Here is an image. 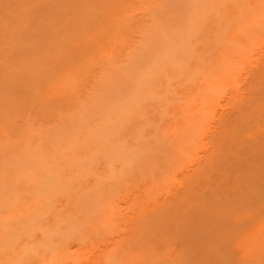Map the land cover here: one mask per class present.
Masks as SVG:
<instances>
[{
	"label": "rangeland",
	"instance_id": "rangeland-1",
	"mask_svg": "<svg viewBox=\"0 0 264 264\" xmlns=\"http://www.w3.org/2000/svg\"><path fill=\"white\" fill-rule=\"evenodd\" d=\"M45 1H47V0H43V1L25 0V2H26L25 3V2H23V0H21V1L19 0V2L23 3V6H22V3L19 5L18 4L14 5V6L18 5L16 8L19 7V10L18 9H17V11L14 9L12 10L13 13L15 14L14 15L15 18L13 16L12 11L9 12L11 19H8L10 16L6 15V14H8V10H6L7 13L4 12L5 10L2 9L4 7L1 6L2 3L0 5V8H1L0 9L1 10L0 11V47H1L0 48V73L3 72V74H0V78H1L0 79V84H1L0 86L3 87V90H4V91H1L2 88L0 87V92L4 93V96L3 95L1 96L2 100L0 98V108L2 107L4 110L3 111L2 108L0 109V115L2 116V120H0V125H1L0 126V143L3 142V144L5 143L4 145H6L4 150H3L2 147L4 145L0 144V158L3 157V159H5V161H4L1 158L0 169L1 168L2 169H4V168L8 169V171L10 173L6 172V171H4V172H6V175L8 173L10 174V175L8 174L9 179L10 178L12 179L11 173H12V175H16V177H18V176L20 177V175L21 176L23 175L22 176L23 179L20 180V181H23V185H22V183H21L22 186H19L17 184L18 187H16V189L20 188V189H22V191H26V190H28L27 188L26 189L24 188L26 185H28V188H30V187L32 188V186H31L32 184L29 183L30 180H28L29 179L28 177L31 176V174H32V177H36V178H32V179H38V177H39L41 180L48 183V184H46L43 182V184H44L43 192L46 190L45 186L47 188V186H49V184H51V185L52 184L56 185L57 183L62 184V185L66 184L65 181H67L73 173L72 174L68 173L70 176L67 180H66L67 177L65 179L62 178V179H64V182H65V183H62V180H61L62 175L61 174H63L64 171L62 172L63 166H62V168H60V166L62 164L64 165V163L65 164L68 163V166H69V163L70 164L73 163L71 166L82 165L79 169L81 172L77 170L79 168V166H78V168L76 167L77 168L76 170L78 172H80V174L81 173L83 174L84 166H86L85 171L89 167V172L91 171L90 174H92L94 171L93 174L96 175L97 174L96 170L98 169V167H101L103 165V161H101L102 160L101 159L99 162H101L102 165L98 164L99 166L95 169V167H96L95 164L98 163L97 161H95L96 160L95 158L99 157V156H97V154L103 156L108 152L107 153L108 157L103 158V160L105 159L104 162H106V164L108 165L107 161L111 162V160H112V163H113V161H115V160L117 162L121 160V159L119 160V157H121L120 155H118V158L116 159L117 150H121V148L122 149L125 148L127 150L128 148L130 149L131 147L134 146V149H136V147H137L138 151L136 149L135 150L137 152L136 153L133 150V148H131L132 150L130 149V151H133V152H130V153L131 154L135 153V155H134V157H133V155H131V154L130 155L132 156L133 160H134V158L135 159L137 158L138 160H136V161L134 160L135 163L133 160L131 163V160H130L129 163L132 165H130L128 163L127 164L129 167L132 166L133 169H135V170H132V168H130V170H132L130 173V170L128 169L129 167L127 166V164H125V166L128 167L127 168L128 173H126L127 175L125 174L127 169L123 170V167L125 168V166L120 168V169H122V171L121 170L120 171L116 170V171H119L122 173L124 172L123 174H125L126 177L121 178L120 175L117 176L116 171L113 175V176H116V180L115 179L114 180L117 181L120 185L123 183V185H121V186L118 185L119 187H116V188H118V189H116V193L119 191L118 195H116V197L118 196V198H116L117 200L114 201V203L117 204V206L115 205L117 207L115 211H117V212H114L115 214L113 212H112V214L111 213L109 214L112 217L110 223L111 224L113 223L114 225L106 223V224L110 225V229L108 231V228H107V231L109 233L110 232L113 233L112 236L114 238V241H116V242H114L112 237H109L110 240L108 239L109 240L108 242L114 243V247H113V245L109 246V248L112 251L114 248H116V246H117V248H121V246L123 245L125 248H123V246H122V249H120V250L117 249V252L120 253L122 250V253H123V249H125V251L130 250L128 257H129V255H131L134 258L138 254L139 258H141L142 260L139 259L138 257H136L135 260L138 258L140 261L136 260L135 264L136 263L138 264L141 262L143 264V262H144L143 260H145L144 264H151V260H150L151 257H153L151 259L159 260L158 262L160 264L161 263L164 264L165 260H167V254L170 250H171L170 254L172 252L174 253V254L172 253L173 255L168 254V258H169L168 260L170 263H172L174 260H177V256H179L178 257L179 260H181V261L183 260V262H185V263L187 261L186 264H191L192 261L195 260L196 257L201 256V253H202V256H205L206 253H208L210 255L212 253L213 257L210 255H209L210 258L208 257L209 258L208 264L209 263L210 264H213V263L214 264H238L239 262H240L239 264H245V263L248 264V262H249V264H251V263L252 264H256V263L260 264L259 262H261V264H263L264 263V256L262 255L258 258L256 257V256H258L257 252L260 251L259 249H261V246H259V244H256L257 245L256 246L255 242L258 240L259 242L261 241L262 244L264 243V230H263L264 229V226H263L264 225V213H263L264 212V207H263L264 206V183H262V181L264 182V177H263L264 175L262 176L263 171H264V160H263L264 159V138H263L264 137V129H263V127H264V125H263L264 124V0H243L244 2L242 0H227V1L226 0H222V1L221 0H197V1L196 0H178V1L177 0H170V1L169 0H120V1H118V0H114V1H112V0H107V1L106 0H75V1L74 0H72V1L71 0H64V1L63 0H51L53 2H51L50 0H48L47 2H45ZM68 1H69V3H68ZM206 1L208 3L210 2V4L206 3ZM236 1L238 2V4ZM245 1H246V3H245ZM7 2L9 3V0ZM14 2L19 3L17 0L16 1L13 0V3ZM40 2H43V3L45 2V4L40 3ZM66 2H67V5L65 4ZM13 3L11 2V4H13ZM80 3H82V6H80L81 5ZM89 3H90V5H89ZM109 3L111 6L109 5ZM198 3H200V4H198ZM225 3H227V4H225ZM11 4H9L8 6L10 7ZM73 4H74V6H73ZM93 4L96 7L92 8ZM206 4H207V6H206ZM204 5L206 7H204ZM21 6L24 7V9L23 8L21 9ZM84 6L88 7L89 9L85 8ZM119 6H120V8H119ZM104 7H106L107 9L109 8V10L105 9ZM11 8H14L13 5L10 7L9 10H11ZM15 11L17 13L20 11V13L17 14ZM22 13L25 15H23ZM94 13H95V15H94ZM124 13L126 16L124 15ZM28 14H30V15H28ZM85 14H86V16H85ZM22 16H23V18H22ZM28 16H30V17H28ZM95 16H96V18H94ZM227 16H228V18H226ZM91 17L93 19H95L94 20L95 22L93 21V19ZM100 18H102V19H100ZM186 18H188V19H186ZM223 18H225V19H223ZM27 19H28V21H27ZM187 20H188V23H187ZM12 21H13V23H15V25L12 23ZM91 21H93V23ZM103 21H104V23H103ZM113 21H115V23ZM118 22L122 25V27L120 24H118ZM190 22H192V23H190ZM90 23H92V24H90ZM116 23L118 25H116ZM122 23H124V24H122ZM157 23H159V24H157ZM34 24L36 26H34ZM98 24H101L100 26H102V27L98 26ZM30 25H31V27H29ZM44 25H45V28H44ZM46 25H49V26H46ZM139 25H142L141 29H139L141 27ZM191 25H193V26H191ZM3 26H4V29H3ZM18 26L20 28V31H19ZM110 26H112V27H110ZM6 27L11 32L8 31V29ZM68 27H70V28H68ZM119 27H121L122 29ZM132 28L135 31H132L131 30ZM109 29H110V31H109ZM123 29L124 30L126 29L127 31L125 30L126 32H123ZM190 31H192V32H190ZM11 33H12V35H10L11 39H9L10 37L8 36V34H11ZM18 33H20V34H18ZM143 33H144V35H143ZM178 33L180 35L182 33V35H181L182 37ZM123 35H125L126 37H124ZM6 36H8L9 38L6 39L7 38ZM166 36H168V37H166ZM183 36L185 37L184 38L185 40L187 39L186 37H188V39H187L188 41L187 40L185 41L184 39H182ZM215 36H217V37H215ZM4 37H5V40H4ZM27 37H28V39H27ZM178 37H179V39L181 38L180 41H179ZM23 38H25V39L22 40ZM126 38H127V40H126ZM121 39H123L124 42ZM146 40H148V41H146ZM174 40L175 41L177 40L176 43L174 42ZM119 41H121V42H119ZM153 41H155V42H153ZM26 42H28L27 43L28 46H27ZM184 42H186V43H184ZM192 42H193V44H192ZM54 43L56 45H54ZM168 43L170 45H168ZM173 43H175V44H173ZM177 43H178V45H177ZM182 43L185 45L183 46ZM42 47H44V48H42ZM148 47H151V50ZM165 47H167V48H165ZM153 48L156 50H154ZM173 48L174 49L178 48L180 50L177 49L179 52L175 54L176 49L173 50ZM185 49H186V51L187 50L188 51L184 52ZM47 50H49V51L52 50V51H50L51 52L50 53ZM86 52H87V54H86ZM127 52H129V53H127ZM137 52H138V54H137ZM139 53H140V55H139ZM157 53L159 55H157ZM47 54H48V56H47ZM134 54H136V55H134ZM144 54L146 56H143ZM141 56H143V57H141ZM10 57H12V59ZM121 57H123V58H121ZM139 57H141V58H139ZM178 57H179V60H178ZM124 58H126V59H124ZM145 58H146V60H145ZM155 58H157V59H155ZM138 59H142V60H138ZM180 59H181V62H183V65L186 64V66H184V67L182 66V63H180ZM128 60H130V61H128ZM151 60H153V61H151ZM162 60H163V62H162ZM169 60H171L172 62L174 61L176 67L179 64H181L180 70L182 73L180 72L179 69H175V67H173V63L170 62ZM135 61L137 62V64H140V65H136ZM139 61L140 62L142 61V62L139 63ZM98 62H99V65H98ZM128 62L130 64L128 66L132 70H135V69L137 70V71L135 70L136 74L131 69L127 70L128 66H126V63H128ZM154 62H157V63H154ZM159 62H161V64H163L164 62L172 63L171 65H172L173 70L176 74L173 73L172 70L170 71V69H172L170 67V64L167 65V63H164L165 65H167L169 67V68L168 67L166 68L164 64L161 65V64H159ZM176 62H178L177 65H176ZM62 63L64 65H62ZM131 63H133L135 65H133ZM149 64H151L153 66H150ZM131 65L135 69H133ZM160 65H161V67H160ZM149 66H150V68H149ZM191 66H193V67H191ZM146 67H148V68H146ZM64 68H67V69H64ZM144 68H146V69H144ZM178 68H179V66H178ZM124 69H126V71ZM164 69H167V70L164 71ZM99 70H102V71H99ZM103 70L105 71L106 75L104 74ZM141 70H143V71L145 70L144 73L142 74V76L140 73ZM43 71H45V72H43ZM122 71L124 72V74ZM127 71H128V73L125 74ZM130 71H131V73H130ZM158 71H161V73H158L157 74L158 76H157L155 73H157ZM167 71L169 73V74L167 73L168 78H164V74H166L165 72H167ZM183 71H185V72H183ZM193 71L194 72L196 71V72L194 73ZM233 71H235L236 73L235 72L233 73ZM100 72L103 75H105L107 77V79H110L111 83L108 80H107L108 84H107V82L106 83L103 82L104 81L103 75ZM132 73H134V74H132ZM197 73H198V75H197ZM36 74H37V76H36ZM99 74H101V76ZM111 74H112V76H114V79H113V77L112 78L110 77ZM131 74L134 76H132ZM126 75H128L127 76L128 78L130 77L129 79H131V78L132 79L129 80L126 77ZM231 75H232V77H231ZM105 76H104V78L106 79ZM155 76H157L158 78L155 79ZM175 76H176V78H175ZM182 76H185V77H182ZM192 76H193V78H192ZM72 77H74L75 82L72 79ZM138 77H139V79L140 78H145V79H140V81H137ZM159 77H161V79H159ZM169 77L170 78L174 77L175 78V79L173 78L174 82L172 80H168V81H171V82H168L167 79H169ZM2 79H4V80H2ZM153 79H154V81L157 80L156 81L157 83L155 82V84H154V81H152ZM129 81H131L132 83ZM146 81L148 83H149V81H152L153 83L151 82V84L149 83V85H148V83ZM164 81H166L167 85L165 84ZM178 81H180V82H178ZM1 82H3V83H1ZM160 82L163 84L160 85L159 84ZM70 83H72V84H70ZM144 83H145V85H143ZM193 83H195V84L193 85ZM4 84H5V86H4ZM20 84H21V86H20ZM131 84H133V85L131 86ZM221 84H223V85H221ZM151 85H152V88H151ZM7 86H8V88H7ZM98 86H100V87H98ZM138 86L144 87V89L146 87L147 88L144 90ZM5 87L7 88V90L4 89ZM132 87H133V89H132ZM148 87H150V89H148ZM138 88H139V90L141 89L143 91V93L144 92H147L148 94L151 92H154V93L153 94L151 93L152 96L149 97V95H147L148 97H146L143 95H146L147 93L146 94L144 93L142 95V93H141L142 91L140 92L138 90ZM43 89H44V91H43ZM131 89H132V91H131ZM8 90H10L11 92ZM12 90L15 92L17 90V92L13 94ZM19 90H21V91H19ZM55 90L57 92H55ZM129 90L131 92H129ZM149 90H151V91H149ZM136 91H138V92H136ZM177 91H178V93H177ZM62 93H64V96ZM67 93H69V94H67ZM130 93H132V95H130ZM138 93H140V94H138ZM34 94H35V96H34ZM54 94L55 95L57 94V97ZM96 94H98V95L95 96ZM99 94L100 95L102 94L105 97L103 98V96H99ZM134 94H135V96H134ZM137 94H138V96H137ZM39 95H40V97H39ZM59 95H61L62 97ZM92 95H94L93 98L91 97ZM129 95L134 102L128 98ZM8 96H10V97H8ZM186 96L190 100L187 99ZM194 96H195V98H194ZM5 97L7 98V100H4V102L6 101V105L4 104V102H1V101H3V99H6ZM35 97H37V98H35ZM51 97H52V99H50ZM97 97H99V98L102 97V99L101 98L96 99ZM135 97H137V98L140 97V98L134 99ZM141 97H144V98H141ZM170 97H171V99H170ZM31 98L33 99V101ZM41 98H43V99H41ZM90 98H91V100H89ZM30 99H31V101H30ZM106 99H107V101H106ZM142 99H145V100H142ZM191 99H193L194 102L191 101ZM92 100H94V101H92ZM96 100L100 102L99 105L97 104L98 102L96 103ZM127 100H128V102H127ZM139 100H141V102ZM49 101L51 103H49ZM103 101H104V103L107 102V104H104ZM129 101H131V102H129ZM212 101H215L214 105L212 104L213 103ZM9 102H11V103H9ZM115 102L117 104H115ZM138 102H139V104H138ZM210 102H212L211 106H209ZM48 103H49V106H48ZM83 103H85V105ZM87 103H88V105H87ZM92 103H94V104H92ZM121 103H122V105H121ZM189 103H190V105H188ZM191 103H192V105H194L193 107H192ZM20 104H22L21 107H23V108H20ZM55 104H57V105H55ZM89 104H90L91 108L95 107L98 110H96L94 108L93 110H95V112L91 110L90 111L91 113L89 111H88L89 112L88 113L87 110H90ZM101 104H104V105H101ZM125 104H126V107H125ZM174 104H179V105L176 106ZM7 105H8L9 109L7 108ZM9 105H11V106H9ZM13 105H15L16 108H15V106L13 107ZM53 105H54L53 109H55V110L52 109ZM83 105L84 106L87 105L89 107V109L86 110V107L84 109ZM111 105H113V107L116 106L117 107L116 110L113 111V109H115V108L111 109ZM133 105L134 106L137 105V106L133 107ZM185 105L187 106V108L185 107ZM118 106H119V109H118ZM138 106H139V108H138ZM183 106L185 107V109L183 108ZM56 107H58L59 109ZM121 107H122V109H121ZM178 107H179V109H178ZM81 108L83 109V111ZM17 109H19L18 111H20V113L17 111ZM183 109L185 110V112L183 111ZM58 110H61V112ZM72 110H73V112H72ZM84 110L87 112L86 114H85ZM179 110L181 113H179ZM107 111H108V113H107ZM169 111H170V113H169ZM47 112H48L49 116H48ZM52 112H54V113H52ZM123 112H126L127 114L123 113ZM174 112L175 113L177 112L179 114L177 115V113H176V115H175ZM79 113H80V115H79ZM96 113L98 115H100L99 117L96 116V117H98L96 119L102 120V121H100V124L102 123L101 124L102 127L97 125L98 128H100V129H98L95 126V123L93 126V123L91 122L92 119L94 118L93 116L97 115ZM113 113H115V114H113ZM187 113L190 115L187 116L188 115ZM9 114H11V115H9ZM54 114H57V115H54ZM207 114H209L208 117H207ZM66 115H67V117H66ZM110 115H113L112 118ZM180 115L182 116V118ZM1 116H0V119H1ZM30 116H33V117H30ZM46 116L49 118H46ZM60 116H62V119H60ZM76 116H78V117H76ZM115 116H117V117H115ZM205 116L207 119L204 118ZM125 117L128 118L127 119L128 121L126 120ZM31 118H32V120H31ZM73 118L76 119V122L74 121ZM46 119H47V121H46ZM63 119H64V122L69 121V122H67V126H68V123L72 126V127L70 126V128L68 127L69 130H66L65 127H64V129H62V126H64V124L66 126V122L64 124H62ZM82 119H83V121H82ZM29 120H31V121H29ZM70 120H71V122L72 121L74 122V123L72 122L73 124L77 123L79 126L76 125L77 126L76 127L75 125L71 124ZM204 120H205V122H204ZM85 121L86 122L90 121V123L92 125V126L90 125V128H88V130H87V128L84 129V125L80 126L81 123L84 124ZM94 121H95V119H93V122ZM98 121H96V122H98ZM57 122H60V123H57ZM121 122H123V124ZM126 122H128V123H126ZM172 122H174V123H172ZM178 122L179 123L181 122L182 124L181 123L179 124ZM90 123H88V125ZM33 125L35 126V129H34ZM85 125H87V124H85ZM178 125H180L181 127ZM110 126H111V128H110ZM30 127H32V128H30ZM47 127H50V128L48 129ZM74 127H76L75 128L76 130L74 129ZM78 127L81 129V132H82V133L78 132L79 135L84 133V134L90 135L91 137L93 135L94 136L96 135L99 137V138L97 137L96 146H94L93 142H91V144L93 145V148L90 147V146H92L91 144L89 145V148H92V149H90L92 152L90 151L91 152L90 154L86 152L87 156L89 155L91 157V159L89 157V159H90L89 160L88 157L86 156V153L83 152V150L89 151V148L86 147L87 144H85L86 148H83V150H82L83 146L81 147L79 153L75 152L76 155H78V156H74V154H75L74 153V154H72L73 157H69V159L72 158V160H68V159L66 160V158L68 156L66 158L65 157L61 158V157L57 156L56 155L57 153L62 152L61 144H62V141L65 140L64 139L65 136L68 137V140H69V137H70L69 134L76 132ZM28 128H30L31 131ZM107 128H108V130H107ZM24 129H26V133L28 132L27 135L25 134ZM71 129H73V131ZM179 129H181V131ZM44 130H45V132H44ZM62 130H64L65 132ZM41 131H42V133H41ZM78 131H79V129H78ZM108 131H109V133H108ZM33 132L39 133V135H41V137H39L38 134H35ZM68 132H69V134H68ZM62 133H66V135L62 134ZM76 133H74V134H76ZM180 133L181 134L183 133L184 135L183 134L181 135ZM157 134H161V135H157ZM71 135H73V134H71ZM138 135L140 136L139 138H138ZM30 136H31V138L28 140V138ZM62 136H63V139H62V141H60ZM82 136H84V135H82ZM90 136H86V138L90 137ZM74 137L70 138V139H72L71 144L75 143V140L76 141L78 140L82 143V139H81L82 137L81 136L79 138L76 137L75 140H74ZM7 138L12 142L9 143V140ZM94 138L92 137V139H94ZM109 138L111 139L112 142L110 141ZM159 138H160V140H159ZM201 138H202V141H201ZM5 139H7V140H5ZM51 139H52V141H51ZM88 139H90V138H88ZM98 139H100V141ZM189 139L191 141H194L195 145L193 144V142L189 141ZM25 140H26V142H25ZM66 140H67V138H66ZM101 140H103V143ZM138 140L140 142H138ZM141 140H143V141H141ZM69 141L71 142V140H69ZM104 141L107 143V145H106V143H104ZM117 141H118L119 145L116 143ZM195 141L198 142V144L199 143H201V144L197 146ZM51 142H52V144H51ZM70 142H69V144H70ZM83 142H85V141H83ZM99 142H101L100 144L102 146L101 145L99 146ZM137 142H138V144H136ZM87 143L89 144V142H87ZM113 143H114V145H113ZM141 143H143V144H141ZM189 143H192V144L189 145ZM71 144H70V146H71ZM59 145L61 146L60 149H59ZM66 145L67 144H65V146ZM81 145H84V143H82ZM149 145L152 148L149 147ZM154 145H155V149H154ZM187 145H189L190 148L195 147V149H193V148H192V150L188 149L189 147H187ZM256 145L259 148L256 147ZM42 146L44 147L45 151L43 149H41ZM63 146H64V141H63ZM34 147H36V148H34ZM56 147H58V148H56ZM75 147L77 150V146H75ZM75 147H73V148H75ZM199 147H201V149ZM6 148H8V150H5ZM145 148H147V149H145ZM23 149H24V151H23ZM46 149H48V150H46ZM56 149H58V150H56ZM72 149H70V151ZM78 149H79V147H78ZM184 149H185V152H184ZM257 149H258V153L256 151ZM126 150H125V152L128 151V150L127 151ZM6 151L7 152L10 151L12 153L14 152L15 155L14 154L13 155L17 156V158L12 157V153H7ZM16 151L17 152L19 151L21 154L19 152H18L19 154L18 153L16 154ZM111 151L112 152L114 151V153L109 154V152H111ZM115 151H116V153H115ZM123 151L119 152V154L123 153ZM190 151H192V152H190ZM260 151L262 153H260ZM26 152L29 153V155ZM35 153H36V155H35ZM54 153L56 155L55 159H57L56 161L58 164L57 169L58 168L59 169L58 170L56 169V171H55V166L52 169H54V171H55L54 173H56L54 176H56L58 174L56 176L57 177L56 179H59V182H57V180L54 179L55 177L52 176L53 174L50 175L51 173H53L52 171H50V174H47V173L44 174L42 172H41L42 173L41 174L40 171L33 172V169L39 170L38 168H40L41 171H43L42 169L44 168V166L38 167L40 161L42 163L40 165H43V161H44L43 158L45 159L49 155V158L51 159L53 157ZM71 153H72V151H71ZM255 153L258 154L257 156H260V157H257V156L253 157V155H256ZM68 155H69V152H68ZM189 155H190V158H189ZM110 156H111V158H113L112 156H116V157H114L115 160L111 159ZM141 156H143V158ZM32 157L33 158L35 157L36 159L39 158L40 161H39V159L36 160L34 158L36 160L35 161ZM75 157L77 159L73 160ZM93 157H95V158H93ZM100 158H98V159H100ZM108 158H110L111 160ZM187 158H188V160H187ZM93 159H95V160H93ZM6 160H8L10 165H8L9 163L6 162ZM32 160H34V161H32ZM10 161H12V162H10ZM24 161H26L24 163V165L29 163L26 166H28V170L31 171L32 173L25 171L24 167H23L24 168L23 171H21L22 167H20L18 169L17 165L20 166V163L22 164ZM74 161H78V162L75 163ZM259 161H260V163H259ZM34 162H37V163H34ZM88 162H90V163H88ZM182 162H184L185 164L184 163L182 164ZM257 162H258V164H256ZM12 163L15 164V166L17 168L14 169ZM77 163H79V164H77ZM86 163L88 164V166ZM118 163L120 164V162H118ZM123 164H124V162H123ZM123 164H121V165H123ZM4 165H5V167H4ZM30 165L31 166L35 165L36 167L35 166H34L35 168L29 167ZM93 165L95 167H92ZM133 165H135V166H133ZM21 166H23V165H21ZM47 166H49V164ZM64 166L66 168L67 165H64ZM41 167H43V168H41ZM82 167H83V170L81 169ZM104 167L105 168L108 167V169H110L109 165L106 166L104 164ZM65 168H64V170H66ZM105 168H104V170H106ZM16 169H18V171L21 169L20 171L23 174H20L18 171H16ZM108 169H107V171H109ZM104 170H103L102 174L107 175V172L105 174ZM112 170H113V168H112ZM1 171L2 170H0V172ZM14 171H15V173H14ZM85 171H84V173H85ZM260 171H261V174L259 175ZM73 172H74V170H73ZM78 172H76V173L78 174ZM119 172H118V174H120ZM122 173H121V175L123 176ZM156 173L158 174V176L156 175ZM77 174H74V177ZM80 174H78L77 179H76V180H78V183H79L78 177H80ZM90 174L88 175L85 173V176L88 175L87 177H90V180H91V178H92L91 176L93 174L92 175H90ZM99 174H97L98 176L97 175L96 176L99 177ZM159 174H161V175H159ZM162 174L164 175V177L162 176ZM166 174H167V176L165 177ZM1 175H0V177H1ZM94 175H93V177L95 178L96 176H94ZM195 175H196V177H195ZM85 176L83 175L81 177L85 178ZM43 177H45V179H43ZM81 177H80V179H81ZM104 177L105 176H103V178ZM161 177H162V179H161ZM18 178H16V181L19 180ZM75 178L74 179L70 178L69 179L70 182H74ZM171 178L173 181L171 180ZM4 179H5V177H4ZM9 179H6L7 182ZM20 179H21V177H20ZM40 179H38V180H40ZM123 179H125L124 180L125 182H123ZM135 179L137 181H135ZM175 179H178V180L175 181ZM0 180H2V179H0ZM69 180L67 181L66 185H69L68 189H71V190L66 189L67 186L66 187H64V186L60 187V185L57 184V188L59 190L57 188H55L56 187L55 186L54 188L56 190L54 191V188H53L54 185H52L53 192L54 193L66 192L67 195H65V196L69 195V197L72 196L75 198L78 197V195L79 196L83 195L81 188H80L81 186L80 185L79 186L76 185L77 187L73 186L76 181L74 182V184H72L69 182ZM100 180L99 179L93 180L92 183H91V181L87 180L90 183L86 182L87 186H85L86 184L85 185L83 184L84 185V186L82 185L83 189H84V187H86V189H90V187L95 188L96 184ZM108 180H109V178H108ZM248 180H250V181H248ZM3 181H2V183L4 184L6 181L5 182H3ZM13 181H15V179L11 180L12 183H13ZM16 181H15V183H16ZM20 181H18V182L20 183ZM82 181H83V179H82ZM165 181L168 183H166ZM169 181L173 182L174 185H172V183H170ZM258 182H260L259 184H262V185H260V187H259ZM0 183H1V181H0ZM102 183H104V182L102 181ZM6 184L4 185V187L6 186ZM115 184H116V182H115ZM124 184H126L127 186ZM131 185H133V186H131ZM8 186H10V185H8ZM172 186L174 189H172ZM72 187H73V189H72ZM121 187H123V188H121ZM167 187H169V188L171 187V188L169 189ZM48 188H51V187H48ZM62 188H64V189H62ZM163 188H165V189H163ZM3 189L4 188H2V190ZM16 189H15V186L13 188L9 187V190L12 193V194L10 193L12 198H15V197L17 198V197H19V195L22 196V194H23V193H20L22 191L19 190L17 192ZM120 189H121V191H120ZM52 190H50V191H52ZM10 191H8V192H10ZM122 191H123V193H122ZM0 192H1V189H0ZM8 192L5 190L3 191L4 195L8 194V195H6V197L4 196L5 199L10 198L9 197L10 195ZM34 192L35 191H32L30 193V189H29L28 192H24V194L28 193L27 195H29V194L33 195L32 193H34ZM48 192L46 190L44 193L47 194ZM69 192L72 194H69ZM91 192H93V191L91 190ZM91 192H89V193H91ZM0 194L3 195L2 193H0ZM16 194H17V196H16ZM1 195H0V197H1ZM90 195L89 196L85 195L86 200L88 199L87 201L86 200L84 201L85 203L83 202V199L81 198L82 196L79 197V199L77 198L78 199L77 202L79 201V203H80V204H77L78 209L75 208L76 205L74 206V209H73V206H70V207H72V209H70V210L67 208L68 206H65L66 208L60 207V209L57 212L54 205L56 206L57 203H65V201L68 203L67 199H69V197L66 198L65 196L64 197L66 198V200H63L64 197H62V198L56 197V199L54 197L55 201H57V202H55V201L52 202V203H54L52 205L55 208L57 214L58 213L60 214L61 210L63 209V214L68 216V217H66V216L65 217L70 221L74 220V218L73 219H72V217L70 218V216H74V215H72V212L75 213V215H77L80 211V214H78V222L80 221L79 223L81 225L82 224L83 225H86V224L91 225L90 223H92L93 225H91L90 228L85 226L88 229H91V228H93L94 225H97L96 224L97 221H95L96 219H102V217L100 218V216L97 213H99V214L103 213L104 217H105L106 213H104V212L105 211L107 212L108 209L103 212L102 209H106V208H105V206H103L104 204L102 203V200L100 202H101L103 208H101L102 206L101 207L99 206V208L96 207V203H94V196H90ZM132 195H134L135 198ZM85 196L83 195V198ZM120 196L122 198L124 197V199L120 198ZM90 197H92L93 199L90 200L91 199ZM22 198L23 197H19L18 199L21 200ZM241 198H242V200H241ZM5 199L2 198V200H4V201H5ZM0 201H1V198H0ZM58 201H60V202H58ZM70 201L68 204L73 203V205H74V203H76V202H74V201H76V199H74L73 202H70ZM117 201H119V202H117ZM239 201H240V203L243 202V204H239ZM91 202H92V204H91ZM67 203H66V205H68ZM118 203H120V205ZM139 203H140V205H138ZM236 203H237L236 206H238L237 208L235 206ZM260 203H262V204H260ZM123 204L125 207L123 206ZM136 204L138 205V207H136L137 206ZM251 204L253 206H251ZM57 205L59 206V204H57ZM89 205H91L90 206L91 208H95V209H91L90 207H88ZM98 205H100L99 202H98ZM132 205L134 207H132ZM232 205H234V207H235L234 210H232L234 208ZM80 206L82 208H80ZM119 206H121V207H119ZM248 206H250L251 208ZM83 208L85 211L83 210ZM86 208H88V209L86 210ZM229 208H231V209H229ZM98 209L99 210L101 209L102 211L100 210L101 211L100 212V211H98ZM132 209H133V211H132ZM255 209L259 214L258 213L257 214L253 213V214H256L258 216H256V215L247 216L249 213L254 212V211L251 212V210H255ZM259 209L262 210V213H260ZM71 210H73V211L71 212ZM93 210L97 211V213L96 212L94 213ZM231 210L237 211V212L242 211V213L243 212L247 213L250 211L248 214H245L246 218H247L246 220H244L245 224L242 223L243 217H241L242 215L245 216L244 213L243 214H241L240 212L237 213L238 216L241 217L240 221H239L238 217L236 216L237 214L235 216H232V214L234 215V212L231 213L232 212ZM77 211H78V213H77ZM135 212L137 213V215L135 214ZM150 212H153V213H150ZM92 213H94L95 215ZM239 213H240V215H239ZM63 214H62V216H64ZM87 214H89V215H87ZM139 214L141 217L139 216ZM91 216H93L92 217L93 221H91L92 220ZM110 216H109V218H110ZM231 216L234 217V219H235V217H237L235 220L236 221L238 220L239 224H238V226L236 225L237 226L236 227L235 226L236 221L233 222L234 226L232 224H230L231 222L230 223L228 222L230 225L235 227V229H232V231L230 230L231 232L234 231V233H230V235H228V234L226 235L223 233V232H225V231H223L225 229L223 227L228 226L227 221H230L231 218L229 219V217H231ZM255 216L257 217L255 220H253V221H255V224L253 222V224L249 225L250 223H252V219ZM82 217H85V218H83V220H86L83 223L81 222ZM250 217H252V219ZM220 219H221V221H219ZM257 219H259L261 221H259ZM256 220H257V222H256ZM76 221H77V219H76ZM94 221H95V224H94ZM98 221H100V220H98ZM238 221H237V223H238ZM73 222H71V223H73ZM187 223H188V225H187ZM247 223H248V225H247ZM80 224L76 223V225H75L76 228H79V231H78V229H77V231L80 234L77 233V234L73 235V237L76 239H74L72 237L69 240V244H68V242H66L67 244L64 246L63 254H65V255H63V258H62L63 263L64 264H82V263L86 264V263H84V261L86 260L85 262L89 261L88 262L89 264H91V261H93V264H94V262L95 263L97 262L96 264H99V263L100 264H103V263L108 264L109 260L108 261L106 260V258H107L106 254H107V252L111 253V250L106 251V249L108 248L107 243H106L107 239L105 238L106 235L104 236L103 233L101 234L104 236L105 242L101 243V245H99L100 240H98V242H97L98 244L95 241L96 236L99 235L98 232H100L99 228L96 230L94 228H96L97 226L93 228L94 231H97V235L95 233V236L93 235L94 233L91 234L92 229L89 230V234H91V235H93V237H95L94 243H96V244H94V245H96V246L99 245V247L98 248L96 247V249H94L95 250L94 251L93 248H95V246L93 247V239H91L92 237L91 238L89 237L90 238V239H88L89 243L88 244L86 243L87 247H86V245H83L86 242L84 240H86L88 237L83 238L84 234L80 231H82V228H85V227H81ZM115 224H116V228L114 227ZM133 224H134V226H133ZM225 224H226V226H224ZM103 225H105V224L102 223V225H100V226L102 227ZM109 225H107V226H109ZM214 225H216V226H214ZM252 225H254L255 227L253 226V228H252ZM256 225H257V227H256ZM100 226H98V227H100ZM192 226H194L195 228L193 227V229H191ZM232 226H230V227H232ZM242 226L246 227L245 232L241 231L242 229H240V228ZM261 226L263 227V229L262 228L260 229ZM111 227H112V229H111ZM219 227H220V229H219ZM247 227H249V230L247 229ZM76 228H74V229L76 230ZM142 229L145 231H142L143 233L142 232L140 233V231ZM147 229H148V231H147ZM85 230H86V228H85ZM180 230H181V232H180ZM225 230H227V229H225ZM94 231H92V232H94ZM137 231H139V232L136 233V234H138L136 236V234H134V233ZM227 232H228V230H227ZM111 233L109 234V236L111 235ZM172 233H173V235H172ZM174 233H175V236H174ZM222 233L224 235L228 236V238H225V236L222 235ZM243 233L245 234L246 237L242 236ZM131 234L132 235L134 234V235L130 236ZM140 234H142V235H140ZM146 234H151V235H146ZM231 234L234 235L233 238L231 237L232 236ZM247 234H249V235H247ZM255 234H256V237H255ZM193 235H194V237H193ZM253 235H254V237H253ZM86 236H87V234H86ZM107 236H108V233H107ZM235 236H236L237 240L239 238L241 241H239V240L237 241L235 239ZM248 236H250V238L253 240L251 241ZM77 237H78V239H77ZM81 237L84 240H82ZM220 237H222V238H220ZM223 237L227 240L233 239L234 241H237L234 243L231 242L233 245H235V243H236V247L238 246L237 251H236V249L233 250L234 246L232 244H231V247L233 246L232 249H229V250L235 251V253H233L232 251H229V250L227 252L228 247L230 248L229 244H230L231 240H228V241L224 240ZM97 238H99V237H97ZM242 238H247L248 242H249V240L251 242L248 243L245 239L243 241ZM73 239H74V242H75V240H77V243L82 242L80 244L78 243L80 246L76 245L77 243L75 244L73 242ZM143 239H145L146 241ZM221 239L223 241H221ZM78 240H80V241H78ZM90 240H92V243L90 242ZM258 241L256 243H259ZM101 242H103V241H101ZM127 242H129V243H127ZM238 242L242 245V247L240 246V244ZM246 242H247V244H246ZM73 243L75 245H73ZM215 243H218V244L215 245ZM224 243H227V244H224ZM250 243H252V245ZM105 244L107 247L105 246ZM115 244H116V246H115ZM244 244H246V246L251 245L252 248L255 247V250L251 249V251L252 250L256 251L255 252L256 256L253 254L254 256L252 255V257H250L251 254H248V252L251 253V251L249 250L251 246L246 247ZM262 244H260V245H262ZM82 245H83L84 249H86L84 251L85 252L88 251L89 255H87V252L85 255V253L83 251V247H81ZM108 245H110V243H108ZM171 245H172V247H171ZM217 245H219V246H217ZM243 245H244V247H243ZM68 247H70L69 248L70 250H68ZM104 247H106V248H104ZM159 247H160V249H159ZM178 247L180 250L178 249ZM257 247H258L259 251L256 250ZM157 248H158V250H157ZM171 248L174 250H172ZM242 248H243V250H242ZM71 249H73V250H71ZM139 249H141V250H139ZM166 249H168L169 251ZM205 249H208V250H205ZM218 249H219V251H218ZM239 249H241V250H239ZM81 250L83 251V253H81V254L82 255L84 254L83 255L84 257L87 256V257H90V258L92 257V258L88 259L86 257V259L84 258V260H82L83 258L82 259L80 258L81 254L78 256V254H79L78 252H80ZM96 250H98V252ZM104 250H105V254H104L105 256L102 254L104 252ZM211 250H213V251L215 250V251L213 252ZM245 250L247 253L244 254ZM89 251H91L92 253L91 252L89 253ZM140 251H141V253H140ZM142 251H144L145 254H142ZM198 251H200V252H198ZM208 251H210V252H208ZM254 251H252V252H254ZM67 252H69L70 254H68ZM74 252H77V255H74ZM204 252H206V253L203 254ZM230 252H232V253H230ZM97 253H98V255H97ZM109 253H108V256L110 255ZM116 253H113V254H116ZM122 253L119 254L120 257H123ZM226 253L229 254V256ZM132 254L133 255L136 254V255L133 256ZM233 254L235 257L233 256ZM246 254H248L247 255L248 257L244 256ZM70 255H73L74 257L76 256L75 260L78 259V261L74 260L73 261L74 263H72V261H71L72 258L70 257ZM116 255H112V256H115V257H113L114 259L112 258V256H110L111 262L114 261L115 258H117L116 260H119L118 254H116ZM66 256L68 258L69 257L70 258L68 259ZM77 256H78V258H77ZM148 257H150V258H148ZM254 257H256V258L254 259ZM79 258L81 260H79ZM102 258H104V259H102ZM131 258H128V261ZM134 258H133V261H134ZM205 258L202 257V259L206 260ZM238 258H240V259H238ZM66 259H68V260H66ZM98 259H99V261H98ZM100 259L103 263L100 261ZM148 259H149L150 263H146V261L149 262ZM185 259H186V261H184ZM69 260L71 261L70 263L68 262ZM103 260H105L106 262H104ZM121 260H122V258H121ZM121 260L118 264H121L124 262V259L122 261ZM161 260H164V263L161 262ZM207 260L203 261V262L206 263ZM131 261H132V259H131ZM137 261H139V262H137ZM251 261H253V262H251ZM77 262H79V263H77ZM117 262L118 261H116L115 263L117 264ZM152 262H154V260ZM194 262H196V261H194ZM115 263H112V264H115ZM124 263L127 264V258H126V262H124ZM128 263L131 264L132 262H128ZM205 263H203V264H205ZM198 264H199V262H198Z\"/></svg>",
	"mask_w": 264,
	"mask_h": 264
},
{
	"label": "bare ground",
	"instance_id": "bare-ground-1",
	"mask_svg": "<svg viewBox=\"0 0 264 264\" xmlns=\"http://www.w3.org/2000/svg\"><path fill=\"white\" fill-rule=\"evenodd\" d=\"M4 1H5V2H4ZM7 1H8V0H0V5H1V3H2L1 6L4 7V8H2V9L5 10L4 12H6V10H8V14H6V15L10 16V15H9V14H10L9 12H11L13 9L16 10V11H17V9L19 10V7H18V8H16V7H17L19 4H21L22 2H19V0H17L19 3H17V2H16V3H15V2L13 3V0H12V1L9 0V3H8ZM14 1H16V0H14ZM20 1H21V0H20ZM29 1H30V0H29ZM36 1H37V0H36ZM38 1H39V0H38ZM40 1H43V0H40ZM47 1H48V0H47ZM47 1H45V2H47ZM50 1H51V0H50ZM63 1H64V0H63ZM71 1H72V0H71ZM71 1H70V2H71ZM74 1H75V0H74ZM106 1H107V0H106ZM112 1H114V0H112ZM118 1H120V0H118ZM169 1H170V0H169ZM177 1H178V0H177ZM196 1H197V0H196ZM221 1H222V0H221ZM226 1H227V0H226ZM242 1H243V0H242ZM11 2H12L13 4H11ZM23 2H25V0H23ZM45 2H44V3H43V2H40V3L45 4ZM51 2H53V1H51ZM80 2H81V1H80ZM89 2H90V1H89ZM103 2H104V1H103ZM201 2H202V1H201ZM236 2H237V1H236ZM236 2H235V3H236ZM243 2H244V1H243ZM7 3H8V4H7ZM25 3H26V2H25ZM25 3H24V4H25ZM68 3H69V1H68ZM83 3H84V2H83ZM106 3H107V2H106ZM112 3H113V2H112ZM167 3H168V2H167ZM171 3H172V2H171ZM206 3H208V2L206 1ZM239 3H240V2H239ZM245 3H246V1H245ZM248 3H249V2H248ZM9 4H11V6L13 5L14 8H11V10H9L10 7H11V6H10V7L8 6ZM15 4H18V5L14 6ZM37 4H38V3H37ZM60 4H61V3H60ZM65 4L67 5V2H66ZM80 4H81L80 6H82V3H80ZM113 4H114V3H113ZM113 4H112V5H113ZM175 4H176V3H175ZM198 4H200V3H198ZM208 4H210V2H209ZM225 4H227V3H225ZM237 4H238V2H237ZM5 5H6V6H5ZM39 5H40V4H39ZM78 5H79V4H78ZM85 5H86V4H85ZM89 5H90V3H89ZM89 5H88V6H89ZM102 5H103V4H102ZM106 5H107V4H106ZM109 5H110V3H109ZM118 5H119V4H118ZM193 5H194V4H193ZM22 6H23V3H22ZM22 6H21V9H22V8L24 9V7H22ZM25 6H26V5H25ZM61 6H62V5H61ZM71 6H72V5H71ZM73 6H74V4H73ZM86 6H87V5H86ZM110 6H111V5H110ZM110 6H109V7H110ZM113 6H114V5H113ZM196 6H197V5H196ZM196 6H195V7H196ZM206 6H207V4H206ZM206 6L204 5V7H206ZM237 6H238V5H237ZM237 6H236V7H237ZM27 7H28V6H27ZM33 7H34V6H33ZM84 7H85V6H84ZM93 7H96V6L93 4V5H92V8H93ZM98 7H99V6H98ZM170 7H171V6H170ZM195 7H194V8H195ZM236 7H235V8H236ZM64 8H65V7H64ZM85 8L89 9L88 7H85ZM104 8L107 9L106 7H104ZM119 8H120V6H119ZM127 8H128V7H127ZM197 8H198V7H197ZM0 9H1V8H0ZM21 9H20V10H21ZM110 9H111V8H110ZM121 9H122V8H121ZM175 9H176V8H175ZM237 9H238V8H237ZM25 10H26V9H25ZM85 10H86V9H85ZM107 10H109V8H108ZM107 10H106V11H107ZM111 10H112V9H111ZM118 10H119V9H118ZM126 10H127V9H126ZM164 10H165V9H164ZM192 10H193V9H192ZM205 10H206V9H205ZM211 10H212V9H211ZM0 11H1V10H0ZM16 11H15V12H16ZM23 11H24V10H23ZM27 11H28V10H27ZM88 11H89V10H88ZM176 11H177V10H176ZM180 11H181V10H180ZM44 12H45V11H44ZM86 12H87V11H86ZM195 12H196V11H195ZM210 12H211V11H210ZM6 13H7V12H6ZM12 13H13V11H12ZM16 13H17V12H16ZM18 13H20V11H19ZM18 13H17V14H18ZM45 13H46V12H45ZM51 13H52V12H51ZM67 13H68V12H67ZM91 13H92V12H91ZM108 13H109V12H108ZM108 13H107V14H108ZM177 13H178V12H177ZM22 14H23V13H22ZM208 14H209V13H208ZM231 14H232V13H231ZM14 15H15V14L13 13V16H14ZM23 15H25V14H23ZM26 15H27V14H26ZM28 15H30V14H28ZM94 15H95V13H94ZM124 15H125V13H124ZM180 15H181V14H180ZM213 15H214V14H213ZM68 16H69V15H68ZM85 16H86V14H85ZM98 16H99V15H98ZM125 16H126V15H125ZM154 16H155V15H154ZM188 16H189V15H188ZM209 16H210V15H209ZM28 17H30V16H28ZM14 18H15V16H14ZM22 18H23V16H22ZM91 18H92V17H91ZM94 18H96V16H95ZM226 18H228V16H227ZM8 19H11V16H10ZM20 19H21V18H20ZM28 19H29V18H28ZM28 19H27V21H28ZM37 19H38V18H37ZM37 19H36V20H37ZM65 19H66V18H65ZM89 19H90V18H89ZM92 19H93V18H92ZM97 19H98V18H97ZM100 19H102V18H100ZM154 19H155V18H154ZM157 19H158V18H157ZM159 19H160V18H159ZM186 19H188V18H186ZM189 19H190V18H189ZM223 19H225V18H223ZM94 20H95V19H93V21H94ZM110 20H111V19H110ZM7 21H8V20H7ZM63 21H64V20H63ZM67 21H68V20H67ZM93 21H91V22L93 23ZM214 21H215V20H214ZM14 22H15V21H14ZM94 22H95V21H94ZM99 22H100V21H99ZM113 22L115 23V21H113ZM155 22H156V21H155ZM3 23H4V22H3ZM3 23H2V24H3ZM9 23H10V22H9ZM12 23H13V21H12ZM40 23H41V22H40ZM92 23H90V24H92ZM103 23H104V21H103ZM134 23H135V22H134ZM152 23H153V22H152ZM187 23H188V20H187ZM190 23H192V22H190ZM4 24H5V23H4ZM13 24L15 25V23H13ZM49 24H50V23H49ZM65 24H66V23H65ZM118 24H120V23L118 22ZM118 24L116 23V25H118ZM122 24H124V23H122ZM157 24H159V23H157ZM23 25H24V24H23ZM53 25H54V24H53ZM55 25H56V24H55ZM66 25H67V24H66ZM95 25H96V24H95ZM100 25H101V24H98V26H100ZM111 25H112V24H111ZM120 25H121V24H120ZM132 25H133V24H132ZM134 25H135V24H134ZM145 25H146V24H145ZM145 25H144V26H145ZM187 25H188V24H187ZM1 26H2V25H1ZM19 26H20V25H19ZM19 26H18V28H19ZM34 26H36V25L34 24ZM46 26H49V25H46ZM90 26H91V25H90ZM112 26H113V25H112ZM112 26H110V27H112ZM114 26H115V25H114ZM139 26H141V27L139 28V29H141V28H142V25H139ZM191 26H193V25H191ZM223 26H224V25H223ZM29 27H31V25H30ZM53 27H54V26H53ZM60 27H61V26H60ZM66 27H67V26H66ZM100 27H102V26H100ZM104 27H105V26H104ZM108 27H109V26H108ZM121 27H122V25H121ZM121 27H119V28H121ZM162 27H163V26H162ZM188 27H189V26H188ZM6 28H7V27H6ZM39 28H40V27H39ZM42 28H43V27H42ZM44 28H45V25H44ZM46 28H47V27H46ZM68 28H70V27H68ZM95 28H96V27H95ZM116 28H117V27H116ZM128 28H129V27H128ZM133 28H134V27H133ZM133 28H132L131 30H132V31H135ZM148 28H149V27H148ZM224 28H225V27H224ZM3 29H4V26H3ZM7 29H8V28H7ZM30 29H31V28H30ZM121 29H122V28H121ZM39 30H40V29H39ZM43 30H44V29H43ZM45 30H46V29H45ZM95 30H96V29H95ZM125 30H126V29H125ZM125 30L123 29V32H126V31H127V30H126V31H125ZM190 30H191V29H190ZM8 31H10V30L8 29ZM19 31H20V28H19ZM19 31H18V32H19ZM30 31H31V30H30ZM109 31H110V29H109ZM118 31H119V30H118ZM193 31H194V30H193ZM6 32H7V31H6ZM10 32H11V31H10ZM39 32H40V31H39ZM49 32H50V31H49ZM119 32H120V31H119ZM184 32H185V31H184ZM190 32H192V31H190ZM1 33H2V32H1ZM12 33H13V32H12ZM12 33H11V34H8V36L10 37V35H12ZM23 33H24V32H23ZM69 33H70V32H69ZM127 33H128V32H127ZM6 34H7V33H6ZM18 34H20V33H18ZM37 34H38V33H37ZM145 34H146V33H145ZM155 34H156V33H155ZM166 34H167V33H166ZM178 34H179V33H178ZM188 34H189V33H188ZM15 35H16V34H15ZM39 35H40V34H39ZM119 35H120V34H119ZM119 35H118V36H119ZM127 35H128V34H127ZM143 35H144V33H143ZM179 35H180V34H179ZM181 35H182V33H181ZM181 35H180V36H181ZM192 35H193V34H192ZM192 35H191V36H192ZM219 35H220V34H219ZM224 35H225V34H224ZM8 36H6V37H7L6 39L9 38ZM18 36H19V35H18ZM24 36H25V35H24ZM42 36H43V35H42ZM49 36H50V35H49ZM110 36H111V35H110ZM112 36H113V35H112ZM120 36H121V35H120ZM120 36H119V37H120ZM123 36L126 37L125 35H123ZM228 36H229V35H228ZM142 37H143V36H142ZM145 37H146V36H145ZM145 37H144V38H145ZM166 37H168V36H166ZM181 37H182V36H181ZM215 37H217V36H215ZM55 38H56V37H55ZM69 38H70V37H69ZM148 38H149V37H148ZM162 38H163V37H162ZM184 38H185V37L183 36L182 39H184ZM186 38L188 39V37H186ZM223 38H224V37H223ZM9 39H11V37H10ZM24 39H25V38H23L22 40H24ZM27 39H28V37H27ZM42 39H43V38H42ZM146 39H147V38H146ZM150 39H151V38H150ZM166 39H167V38H166ZM178 39H179V37H178ZM180 39H181V38H180ZM180 39H179V41H180ZM187 39H186V40H187ZM190 39H191V38H190ZM4 40H5V37H4ZM121 40H123V39H121ZM126 40H127V38H126ZM141 40H142V39H141ZM153 40H154V39H153ZM170 40H171V39H170ZM184 40H185V39H184ZM186 40H185V41H186ZM193 40H194V39H193ZM259 40H260V39H259ZM26 41H27V40H26ZM46 41H47V40H46ZM50 41H51V40H50ZM146 41H148V40H146ZM176 41H177V40H176ZM176 41L174 40L175 43H176ZM181 41H182V40H181ZM187 41H188V40H187ZM6 42H7V41H6ZM28 42H29V41H28ZM28 42H26V44H27ZM43 42H44V41H43ZM119 42H121V41H119ZM123 42H124V40H123ZM153 42H155V41H153ZM157 42H158V41H157ZM13 43H14V42H13ZM31 43H32V42H31ZM113 43H114V42H113ZM117 43H118V42H117ZM144 43H145V42H144ZM171 43H172V42H171ZM175 43H173V44H175ZM184 43H186V42H184ZM26 44H25V45H26ZM35 44H36V43H35ZM111 44H112V43H111ZM136 44H137V43H136ZM154 44H155V43H154ZM182 44H183V43H182ZM192 44H193V42H192ZM40 45H41V44H40ZM46 45H47V44H46ZM54 45H56V44L54 43ZM112 45H113V44H112ZM149 45H150V44H149ZM168 45H170V44L168 43ZM177 45H178V43H177ZM184 45H185V44H183V46H184ZM27 46H28V44H27ZM50 46H51V45H50ZM115 46H116V45H115ZM160 46H161V45H160ZM169 47H170V46H169ZM177 47H178V46H177ZM0 48H1V47H0ZM42 48H44V47H42ZM48 48H49V47H48ZM148 48H150V50H151V47H148ZM155 48H156V47H155ZM165 48H167V47H165ZM170 48H171V47H170ZM2 49H3V48H2ZM49 49H50V48H49ZM86 49H87V48H86ZM86 49H85V50H86ZM153 49H154V48H153ZM175 49H176V48H175ZM175 49L173 48V50H175ZM177 49H178V48H177ZM177 49L175 50V51H176L175 54L179 52L178 50H180V49H178V50H177ZM186 49H187V48H186ZM186 49L184 50V52L186 51ZM25 50H26V49H25ZM154 50H156V49H154ZM169 50H170V49H169ZM47 51H49V50H47ZM50 51H52V50H50ZM50 51H49V52H50ZM146 51H147V50H146ZM187 51H188V50H187ZM187 51H186V52H187ZM2 52H3V51H2ZM130 52H131V51H130ZM135 52H136V51H135ZM143 52H144V51H143ZM41 53H42V52H41ZM50 53H51V52H50ZM127 53H129V52H127ZM149 53H150V52H149ZM38 54H39V53H38ZM84 54H85V53H84ZM86 54H87V52H86ZM137 54H138V52H137ZM3 55H4V54H3ZM80 55H81V54H80ZM127 55H128V54H127ZM134 55H136V54H134ZM139 55H140V53H139ZM152 55H153V54H152ZM154 55H155V54H154ZM157 55H159V54L157 53ZM47 56H48V54H47ZM82 56H83V55H82ZM91 56H92V55H91ZM120 56H121V55H120ZM143 56H146V55L144 54ZM143 56H141V57H143ZM155 56H156V55H155ZM79 57H80V56H79ZM124 57H125V56H124ZM141 57H139V58H141ZM180 57H181V56H180ZM4 58H5V57H4ZM10 58L12 59V57H10ZM13 58H14V57H13ZM41 58H42V57H41ZM92 58H93V57H92ZM121 58H123V57H121ZM136 58H137V57H136ZM147 58H148V57H147ZM15 59H16V58H15ZM44 59H45V58H44ZM124 59H126V58H124ZM155 59H157V58H155ZM167 59H168V58H167ZM167 59H166V60H167ZM169 59H170V58H169ZM181 59H182V58H181ZM181 59H180V63H182V66H183V67L186 66V64L183 65V62H181ZM185 59H186V58H185ZM78 60H79V59H78ZM133 60H134V59H133ZM133 60H132V61H133ZM138 60H142V59H138ZM143 60H144V59H143ZM145 60H146V58H145ZM153 60H154V59H153ZM153 60H151V61H153ZM178 60H179V57H178ZM183 60H184V59H183ZM14 61H15V60H14ZM128 61H130V60H128ZM136 61H137V60H136ZM136 61H135L136 65H140V64H137ZM154 61H155V60H154ZM169 61L172 62L171 60H169ZM190 61H191V60H190ZM125 62H126V61H125ZM141 62H142V61H141ZM141 62L139 61V63H141ZM162 62H163V60H162ZM167 62H168V61H167ZM167 62H164V63H167ZM170 62L167 63V65L170 64V67L172 68V69H170V71L172 70L173 73H175L174 70H173V67H175V69H179V70L181 69V68H180L181 64L178 65V66H179V68H178V66H177V67L175 66V63H174V61H173V62H172V63H173V67H172V65H171L172 63H170ZM154 63H157V62H154ZM164 63H163V64H164ZM192 63H193V62H192ZM13 64H14V63H13ZM73 64H74V63H73ZM131 64H133V63H131ZM151 64H152V63H151ZM151 64H149V65H150V66H153V65H151ZM159 64H161V62H159ZM163 64H161V65H163ZM177 64H178V62H176V65H177ZM11 65H12V64H11ZM62 65H64V64L62 63ZM82 65H83V64H82ZM98 65H99V62H98ZM128 65H130L129 62L126 63V66H128ZM133 65H135V64H133ZM161 65H160V67H161ZM164 65H165V64H164ZM167 65H165L166 68L168 67ZM192 65H193V64H192ZM34 66H35V65H34ZM36 66H37V65H36ZM131 66H132V65H131ZM150 66H149V68H150ZM157 66H158V65H157ZM195 66H196V65H195ZM10 67H11V66H10ZM122 67H123V66H122ZM155 67H156V66H155ZM163 67H164V66H163ZM163 67H162V68H163ZM191 67H193V66H191ZM46 68H47V67H46ZM62 68H63V67H62ZM132 68H133V66H132ZM138 68H139V67H138ZM146 68H148V67H146ZM146 68H144V69H146ZM168 68H169V67H168ZM185 68H186V67H185ZM64 69H67V68H64ZM99 69H100V68H99ZM130 69H131V68L128 66V69H127V70H130ZM133 69H135V68H133ZM155 69H156V68H155ZM183 69H184V68H183ZM47 70H48V69H47ZM83 70H84V69H83ZM108 70H109V69H108ZM124 70L126 71V69H124ZM131 70H132V69H131ZM135 70H136V69H135ZM135 70H132V71H134V73H135ZM166 70H167V69H164V71H166ZM179 70H178V71H179ZM194 70H195V69H194ZM232 70H233V69H232ZM34 71H35V70H34ZM80 71H81V70H80ZM99 71H102V70H99ZM103 71H104V70H103ZM136 71H137V70H136ZM144 71H145V70H144ZM144 71H143V70L140 71L141 76H142V74L144 73ZM155 71H156V70H155ZM43 72H45V71H43ZM122 72H123V71H122ZM152 72H153V71H152ZM162 72H163V71H162ZM180 72H181V70H180ZM183 72H185V71H183ZM193 72H194V71H193ZM195 72H196V71H195ZM195 72H194V73H195ZM198 72H199V71H198ZM234 72H235V71H233V73H234ZM29 73H30V72H29ZM56 73H57V72H56ZM100 73H101V72H100ZM106 73H107V72H106ZM110 73H111V72H110ZM127 73H128V71H127L125 74H127ZM130 73H131V71H130ZM134 73H132V74H134ZM146 73H147V72H146ZM149 73H150V72H149ZM158 73H161V71H158V72L155 73V74L157 75ZM163 73H164V72H163ZM163 73H162V74H163ZM165 73H166V74H164V78H168V77H167V73H168V71L165 72ZM181 73H182V72H181ZM235 73H236V72H235ZM0 74H3V72L0 73ZM84 74H85V73H84ZM101 74H102V73H101ZM101 74H99V75L101 76ZM104 74H105V71H104ZM107 74H108V73H107ZM123 74H124V72H123ZM132 74H131V75H132ZM135 74H136V73H135ZM155 74H154V75H155ZM168 74H169V73H168ZM175 74H176V73H175ZM65 75H66V74H65ZM102 75H103V74H102ZM105 75H106V74H105ZM105 75H103V79H104V81H103V80H102V81L105 82V83L107 82V84H108V81H110V79H107V77H106ZM197 75H198V73H197ZM232 75H233V74H232ZM232 75H231V77H232ZM36 76H37V74H36ZM71 76H72V75H71ZM104 76L106 77V79L104 78ZM127 76H128V75H126V77H127ZM132 76H134V75H132ZM157 76H158V75H157ZM157 76H155V79L158 78ZM165 76H166V77H165ZM168 76H169V75H168ZM177 76H178V75H177ZM193 76H194V75H193ZM193 76H192V78H193ZM17 77H18V76H17ZM78 77H79V76H78ZM110 77H111V78L113 77V79H114V76H112V74H111ZM152 77H153V76H152ZM182 77H185V76H182ZM3 78H4V77H3ZM127 78H128V77H127ZM129 78H130V77H129ZM129 78H128V79H129ZM146 78H147V77H146ZM173 78H174V77H173ZM173 78H172V77H171V78L169 77V79H167V81H168V80H172V81H173ZM175 78H176V76H175ZM175 78H174V79H175ZM0 79H1V78H0ZM4 79H5V78H4ZM4 79H2V80H4ZM15 79H16V78H15ZM41 79H42V78H41ZM49 79H50V78H49ZM66 79H67V78H66ZM72 79L74 80V77H72ZM131 79H132V78H131ZM131 79H129V80H131ZM140 79H145V78H140ZM140 79H139V77H138V80H137V81H140ZM159 79H161V77H159ZM181 79H182V78H181ZM189 79H190V78H189ZM17 80H18V79H17ZM67 80H68V79H67ZM107 80H108V81H107ZM135 80H136V79H135ZM146 80H147V79H146ZM182 80H183V79H182ZM71 81H72V80H71ZM152 81H154V79H153ZM152 81H149V83L151 84ZM156 81H157V80H156ZM156 81H154V84H155ZM176 81H177V80H176ZM74 82H75V80H74ZM79 82H80V81H79ZM129 82H131V81H129ZM146 82H147V81H146ZM164 82H165V84L167 85L166 81H164ZM168 82H171V81H168ZM173 82H174V81H173ZM178 82H180V81H178ZM185 82H186V81H185ZM190 82H191V81H190ZM192 82H193V81H192ZM196 82H197V81H196ZM1 83H3V82H1ZM58 83H59V82H58ZM83 83H84V82H83ZM110 83H111V81H110ZM131 83H132V82H131ZM147 83H148V82H147ZM149 83H148V85H149ZM152 83H153V82H152ZM156 83H157V82H156ZM186 83H187V82H186ZM59 84H60V83H59ZM70 84H72V83H70ZM73 84H74V83H73ZM107 84H106V85H107ZM137 84H138V83H137ZM139 84H140V83H139ZM159 84L161 85V84H163V83L160 82ZM165 84H164V85H165ZM171 84H172V83H171ZM173 84H174V83H173ZM194 84H195V83H193V85H194ZM223 84H224V83H223ZM223 84H221V85H223ZM0 85H1V84H0ZM109 85H110V84H109ZM109 85H108V86H109ZM129 85H130V84H129ZM132 85H133V84H131V86H132ZM143 85H145V83H144ZM196 85H197V84H196ZM4 86H5V84H4ZM8 86H9V85H8ZM8 86H7V88H8ZM12 86H13V85H12ZM20 86H21V84H20ZM108 86H107V87H108ZM189 86H190V85H189ZM0 87H1V86H0ZM15 87H16V86H15ZM24 87H25V86H24ZM98 87H100V86H98ZM138 87H140L141 89H144V87H141V86H138ZM173 87H174V86H173ZM195 87H196V86H195ZM1 88H2L1 91H4V90H3V87H1ZM7 88L5 87L4 89L7 90ZM10 88H11V87H10ZM10 88H9V89H10ZM17 88H18V87H17ZM17 88H16V89H17ZM30 88H31V87H30ZM61 88H62V87H61ZM76 88H77V87H76ZM103 88H104V87H103ZM136 88H137V87H136ZM146 88H147V87H146ZM146 88H145V89H146ZM151 88H152V85H151ZM185 88H186V87H185ZM222 88H223V87H222ZM21 89H22V88H21ZM26 89H27V88H26ZM26 89H25V90H26ZM69 89H70V88H69ZM71 89H72V88H71ZM100 89H101V88H100ZM129 89H130V88H129ZM132 89H133V87H132ZM132 89H131V91H132ZM134 89H135V88H134ZM141 89L139 90V88H138V90H139L140 92L142 91ZM145 89H144V90H145ZM148 89H150V87H148ZM14 90H15V89H14ZM17 90H18V89H17ZM17 90H16V92H17ZM76 90H77V89H76ZM79 90H80V89H79ZM106 90H107V89H106ZM152 90H153V89H152ZM177 90H178V89H177ZM8 91H10V90H8ZM12 91H13V90H12ZM19 91H21V90H19ZM32 91H33V90H32ZM43 91H44V89H43ZM63 91H64V90H63ZM69 91H70V90H69ZM89 91H90V90H89ZM103 91H104V90H103ZM131 91L129 90V92H131ZM149 91H151V90H149ZM155 91H156V90H155ZM193 91H194V90H193ZM10 92H11V91H10ZM16 92L13 91V94L16 93ZM23 92H24V91H23ZM55 92H57V91L55 90ZM99 92H100V91H99ZM105 92H106V91H105ZM136 92H138V91H136ZM156 92H157V91H156ZM182 92H183V91H182ZM191 92H192V91H191ZM2 93H3V92H0V98H1V100H2V97H1V96H2V95L4 96V93H3V94H2ZM8 93H9V92H8ZM8 93H7V94H8ZM25 93H26V92H25ZM37 93H38V92H37ZM58 93H59V92H58ZM93 93H94V92H93ZM141 93H142V95H143L144 93L146 94L147 92H144V93H143V91H142ZM151 93L153 94L154 92H151ZM151 93H149V94L147 93L146 95H143V96L148 97L147 95H149V97H150V96H152ZM177 93H178V91H177ZM9 94H10V93H9ZM62 94H63V96H64V93H62ZM67 94H69V93H67ZM126 94H127V93H126ZM135 94H136V93H135ZM135 94H134V96H135ZM138 94H140V93H138ZM138 94H137V96H138ZM183 94H184V93H183ZM195 94H196V93H195ZM5 95H6V94H5ZM28 95H29V94H28ZM54 95H55V94H54ZM97 95H98V94H96L95 96H97ZM130 95H132V93H130ZM130 95H129L128 98H129L130 100H132L131 97H130ZM159 95H160V94H159ZM14 96H15V95H14ZM34 96H35V94H34ZM55 96L57 97V94H56ZM59 96H61V95H59ZM67 96H68V95H67ZM67 96H66V97H67ZM93 96H94V95H92L91 97L93 98ZM99 96H103V95H102V94H101V95L99 94ZM6 97H7V96H6ZM6 97H5V98H6ZM8 97H10V96H8ZM29 97H30V96H29ZM39 97H40V95H39ZM61 97H62V96H61ZM104 97H105V96H103V98H104ZM132 97H133V96H132ZM146 97H145V98H146ZM184 97H185V96H184ZM35 98H37V97H35ZM98 98H99V97H97L96 99H98ZM100 98L102 99V97H100ZM100 98H99V99H100ZM136 98H137V97H135L134 99H136ZM138 98H140V97H138ZM138 98H137V99H138ZM141 98H144V97H141ZM186 98H187V96H186ZM191 98H192V97H191ZM194 98H195V96H194ZM194 98H193V99H194ZM31 99H32V98H31ZM31 99H30V101H31ZM41 99H43V98H41ZM48 99H49V98H48ZM50 99H52V97H51ZM59 99H60V98H59ZM59 99H58V100H59ZM146 99H147V98H146ZM168 99H169V98H168ZM170 99H171V97H170ZM173 99H174V98H173ZM187 99H189V98H187ZM193 99H191V101H193ZM4 100H7V98H6V99H3V101H1V102H4ZM8 100H9V99H8ZM15 100H16V99H15ZM20 100H21V99H20ZM61 100H62V99H61ZM89 100H91V98H90ZM89 100H88V101H89ZM94 100H95V99H94ZM94 100H92V101H94ZM142 100H145V99H142ZM189 100H190V99H189ZM194 100H195V99H194ZM11 101H12V100H11ZM32 101H33V99H32ZM43 101H44V100H43ZM50 101H51V100H50ZM50 101H49V103H51ZM53 101H54V100H53ZM106 101H107V99H106ZM132 101H133V100H132ZM139 101L141 102V100H139ZM67 102H68V101H67ZM97 102H98V103H97ZM127 102H128V100H127ZM129 102H131V101H129ZM133 102H134V101H133ZM133 102H132V103H133ZM135 102H136V101H135ZM186 102H187V101H186ZM189 102H190V101H189ZM193 102H194V101H193ZM193 102H192V103H193ZM196 102H197V101H196ZM212 102H213V103H212ZM212 102H210V105H209V106H211V103L214 105V102H215V101H212ZM9 103H11V102H9ZM21 103H22V102H21ZM49 103H48V106H49ZM77 103H78V102H77ZM89 103H90V102H89ZM96 103H97L98 105L100 104V102L97 101V100H96ZM101 103H102V102H101ZM103 103H104V101H103ZM123 103H124V102H123ZM177 103H178V102H177ZM192 103H191V105H192ZM4 104L6 105V101L4 102ZM7 104H8V103H7ZM53 104H54V103H53ZM83 104L85 105V103H83ZM92 104H94V103H92ZM97 104H96V105H97ZM104 104H107V102L104 103ZM104 104H101V105H104ZM113 104H114V103H113ZM115 104H117V103L115 102ZM119 104H120V103H119ZM129 104H130V103H129ZM129 104H128V105H129ZM135 104H136V103H135ZM138 104H139V102H138ZM197 104H198V103H197ZM55 105H57V104H55ZM79 105H80V104H79ZM84 105H83L84 109H85V107H86V110L89 109L90 104H89V107L87 106L88 103H87L86 106H84ZM98 105H97V106H98ZM121 105H122V103H121ZM121 105H120V106H121ZM174 105L178 106L179 104H174ZM186 105H187V104H186ZM186 105H185V107L187 108ZM188 105H190V103H189ZM195 105H196V104H195ZM9 106H11V105H9ZM14 106H15V105H13V107H14ZM21 106H22V104H20V108H23V107H21ZM93 106H94V105H93ZM105 106H106V105H105ZM114 106H115V105H114ZM135 106H137V105H135ZM135 106L133 105V107H135ZM193 106H194V105H192V107H193ZM13 107H12V108H13ZM24 107H25V106H24ZM37 107H38V106H37ZM53 107H54V105L52 106V109H53ZM60 107H61V106H60ZM125 107H126V104H125ZM125 107H124V108H125ZM128 107H129V106H128ZM140 107H141V106H140ZM179 107H180V106H179ZM179 107H178V109H179ZM185 107L183 106L184 109H185ZM1 108H2V107H1ZM1 108H0V109H1ZM4 108H5V107H4ZM7 108H8V105H7ZM15 108H16V106H15ZM15 108H14V109H15ZM34 108H35V107H34ZM50 108H51V107H50ZM56 108H58V107H56ZM94 108H95V107H94ZM94 108H91V107H90V110H87V112H88V111L90 112L91 110L95 112V110H93ZM109 108H110V107H109ZM113 108H115V109H113ZM116 108H117L116 106L113 107V105H111V109H113V111L116 110ZM130 108H131V107H130ZM138 108H139V106H138ZM180 108H181V107H180ZM211 108H212V107H211ZM8 109H9V108H8ZM36 109H37V108H36ZM58 109H59V108H58ZM79 109H80V108H79ZM81 109H82V108H81ZM95 109H96V108H95ZM105 109H106V108H105ZM118 109H119V106H118ZM121 109H122V107H121ZM131 109H132V108H131ZM176 109H177V108H176ZM176 109H175V110H176ZM181 109H182V108H181ZM181 109H180V110H181ZM184 109H183V111L185 112ZM2 110H3V108H2ZM11 110H12V109H11ZM18 110H19V109H17V111H18ZM48 110H49V109H48ZM53 110H55V109H53ZM56 110H57V109H56ZM96 110H98V109H96ZM180 110H179V113H181ZM3 111H4V110H3ZM17 111H16V112H17ZM25 111H26V110H25ZM58 111L61 112V110H58ZM62 111H63V110H62ZM64 111H65V110H64ZM82 111H83V109H82ZM84 111H85V110H84ZM105 111H106V110H105ZM105 111H104V112H105ZM138 111H139V110H138ZM171 111H172V110H171ZM176 111H177V110H176ZM189 111H190V110H189ZM10 112H11V111H10ZM18 112L20 113V111H18ZM18 112H17V113H18ZM55 112H56V111H55ZM72 112H73V110H72ZM75 112H76V111H75ZM79 112H80V111H79ZM87 112L85 111V114H86ZM89 112H88V113H89ZM52 113H54V112H52ZM68 113H69V112H68ZM83 113H84V112H83ZM90 113H91V112H90ZM98 113H99V112H98ZM107 113H108V111H107ZM121 113H122V112H121ZM123 113H126V112H123ZM169 113H170V111H169ZM176 113H177V112H176ZM176 113L174 112L175 115H176ZM179 113H177V115H178ZM21 114H22V113H21ZM21 114H20V115H21ZM37 114H38V113H37ZM47 114H48V112H47ZM47 114H46V115H47ZM69 114H70V113H69ZM96 114H97V113H96ZM109 114H110V113H109ZM113 114H115V113H113ZM126 114H127V113H126ZM138 114H139V113H138ZM143 114H144V113H143ZM187 114H188V113H187ZM9 115H11V114H9ZM51 115H52V114H51ZM51 115H50V116H51ZM54 115H57V114H54ZM79 115H80V113H79ZM150 115H151V114H150ZM189 115H190V114H188L187 116H189ZM208 115H209V114H207V117H208ZM0 116H1V115H0ZM14 116H15V115H14ZM18 116H19V115H18ZM48 116H49V114H48ZM91 116H92V115H91ZM96 116L99 117L100 115L97 114V115H94V116H93L94 118L92 117L93 119H95L94 122H93V119L91 118V119H92L91 122L93 123V126H94V123H95V126H96L97 128H98V126H101V127H102V125H101L102 123L100 124V121H102V120H100V119H96V118H98V117H96ZM110 116H111V118H112L113 115H110ZM125 116H126V115H125ZM136 116H137V115H136ZM180 116H181V115H180ZM184 116H185V115H184ZM184 116H183V117H184ZM30 117H33V116H30ZM30 117H29V118H30ZM66 117H67V115H66ZM76 117H78V116H76ZM81 117H82V116H81ZM83 117H84V116H83ZM115 117H117V116H115ZM121 117H122V116H121ZM126 117H127V116H126ZM126 117H125V118H126ZM4 118H5V117H4ZM46 118H49V117L46 116ZM52 118H53V117H52ZM70 118H71V117H70ZM101 118H102V117H101ZM104 118H105V117H104ZM181 118H182V116H181ZM204 118H206V116H205ZM5 119H6V118H5ZM60 119H62V116H60ZM73 119H74V121L76 122V119H75V118H73ZM88 119H89V118H88ZM88 119H87V120H88ZM91 119H90V120H91ZM127 119H128V118H126V120H127ZM206 119H207V118H206ZM0 120H2V116H1V119H0ZM31 120H32V118H31ZM31 120H29V121H31ZM44 120H45V119H44ZM57 120H58V119H57ZM71 120H72V119H71ZM71 120H70V122H71ZM78 120H79V119H78ZM98 120H99V121H98ZM126 120H125V121H126ZM6 121H7V120H6ZM29 121H28V122H29ZM46 121H47V119H46ZM60 121H61V120H60ZM82 121H83V119H82ZM96 121H98L99 123L96 122ZM123 121H124V120H123ZM127 121H128V120H127ZM149 121H150V120H149ZM206 121H207V120H206ZM52 122H53V121H52ZM52 122H51V123H52ZM61 122H62V121H61ZM65 122H66V126H65V124H64ZM65 122H64V119H63V123H62V124H64V126L61 125V126H62V129H64V127H65L66 130H69V128H70L71 125L68 123V126H67V122H69V121H65ZM72 122H73V121H72ZM72 122H71V124L74 123V122H73V123H72ZM204 122H205V120H204ZM9 123H10V122H9ZM55 123H56V122H55ZM57 123H60V122H57ZM88 123H90V121H89V122H86V121H85V123H84V124L81 123L80 126H83V125H84V129L87 128V130H88V128H90V125H91V123H90L89 125H88ZM121 123L123 124V122H121ZM126 123H128V122H126ZM172 123H174V122H172ZM178 123H179V122H178ZM180 123H181V122H180ZM180 123H179V124H180ZM3 124H4V123H3ZM29 124H30V123H29ZM29 124H28V125H29ZM46 124H47V123H46ZM85 124H87V125H85ZM181 124H182V123H181ZM8 125H9V124H8ZM31 125H32V124H31ZM38 125H39V124H38ZM73 125L76 126V125H78V124L75 123V124H73ZM97 125H98V126H97ZM263 125H264V124H263ZM0 126H1V125H0ZM33 126H34V125H33ZM78 126H79V125H78ZM85 126H86V127H85ZM91 126H92V125H91ZM178 126H180V125H178ZM39 127H40V126H39ZM50 127H51V126H50ZM50 127H47V128L49 129ZM66 127H67V128H66ZM68 127H69V128H68ZM71 127H72V126H71ZM76 127H77V126H76ZM76 127H74V129H75ZM180 127H181V126H180ZM30 128H32V127H30ZM30 128H28V129L30 130ZM108 128H109V127H108ZM108 128H107V130H108ZM110 128H111V126H110ZM34 129H35V126H34ZM58 129H59V128H58ZM78 129H79V131H78ZM78 129H77V131H76L77 133L74 132V133H76V134L71 133V134H73V135L69 134V132H68V134H69V136H70V137H69V140H71V142L68 140V137L65 136L66 133H62V134H65V135H64V136H65L64 139L66 140V138H67L66 141H67V142L69 141L70 144L72 143V139H70V138H72V137L75 136V137H74V140H75L76 137L79 138V137L81 136V137H82V138H81V139H82V143H84V145H81L82 143H81L80 141H78V140L76 141V140H75V143L71 144V146H70L69 142L67 143L65 140H63V141H64V146H63V141H62L63 136H62V138H61L60 141H62L61 146H62L63 149L61 148V150H62L61 153H57L58 151L56 152V153H57V154H56L57 156H59V157H61V158H63V157L66 158V157L68 156V157L66 158V160H67V159H68V160H72V158L69 159V157H73L72 154H74L75 152H76V153H77V152L79 153V151H80V149H81L82 146H83V147H82V150H83V148H86V147L89 148V145L91 144V142H93L94 146H96V143H97L96 141H97V137H98V136H96V135L94 136V135H93L92 137H93V138L95 137V138H94L95 140H94V139H92V137H91L90 135H87V134H84V133L79 135V133L81 132V129H80L79 127H78ZM98 129H100V128H98ZM114 129H115V128H114ZM146 129H147V128H146ZM181 129H182V128H181ZM181 129H179V130L181 131ZM263 129H264V127H263ZM2 130H3V129H2ZM29 130H28V131H29ZM71 130L73 131V129H71ZM75 130H76V129H75ZM102 130H103V129H102ZM137 130H138V129H137ZM24 131H25V134L27 135L28 132L26 133V129H24ZM30 131H31V130H30ZM54 131H55V130H54ZM62 131H64V130H62ZM105 131H106V130H105ZM13 132H14V131H13ZM38 132H39V131H38ZM44 132H45V130H44ZM47 132H48V131H47ZM49 132H50V131H49ZM57 132H58V131H57ZM64 132H65V131H64ZM78 132H79V133H78ZM103 132H104V131H103ZM116 132H117V131H116ZM156 132H157V131H156ZM252 132H253V131H252ZM33 133L39 135V133H37V132H33ZM41 133H42V131H41ZM50 133H51V132H50ZM81 133H82V132H81ZM108 133H109V131H108ZM199 133H200V132H199ZM9 134H10V133H9ZM43 134H44V133H43ZM53 134H54V133H53ZM59 134H60V133H59ZM113 134H114V133H113ZM125 134H126V133H125ZM138 134H139V133H138ZM141 134H142V133H141ZM180 134H181V133H180ZM182 134H183V133H182ZM182 134H181V135H182ZM32 135H33V134H32ZM76 135H77V136H76ZM82 135H84V136H82ZM157 135H161V134H157ZM183 135H184V134H183ZM198 135H199V134H198ZM8 136H9V135H8ZM42 136H43V135H42ZM45 136H46V135H45ZM67 136H68V135H67ZM86 136H90V137H87V138H86ZM124 136H125V135H124ZM136 136H137V135H136ZM187 136H188V135H187ZM25 137H26V136H25ZM39 137H41V135H39ZM57 137H58V136H57ZM84 137H85V138H84ZM103 137H104V136H103ZM103 137H102V138H103ZM126 137H127V136H126ZM139 137H140V136L138 135V138H139ZM159 137H160V136H159ZM199 137H200V136H199ZM30 138H31V136L28 138V140H29ZM32 138H33V137H32ZM34 138H35V137H34ZM50 138H51V137H50ZM83 138H84V139H83ZM88 138H90V139H88ZM98 138H99V137H98ZM111 138H112V137H111ZM113 138H114V137H113ZM138 138H137V139H138ZM160 138H161V137H160ZM160 138H159V140H160ZM167 138H168V137H167ZM188 138H189V137H188ZM263 138H264V137H263ZM7 139H8V138H7ZM7 139H5V140H7ZM25 139H26V138H25ZM35 139H36V138H35ZM109 139H110V138H109ZM117 139H118V138H117ZM145 139H146V138H145ZM145 139H144V140H145ZM8 140H9V139H8ZM15 140H16V139H15ZM86 140H87V141H86ZM98 140L100 141V139H98ZM193 140H194V139H193ZM47 141H48V140H47ZM51 141H52V139H51ZM83 141H85V142H83ZM94 141H95V142H94ZM101 141H102V143H103V140H101ZM105 141H106V140H105ZM105 141H104V143H106ZM110 141H111V139H110ZM114 141H115V140H114ZM141 141H143V140H141ZM180 141H181V140H180ZM182 141H183V140H182ZM189 141H191V140L189 139ZM201 141H202V138H201ZM201 141H200V142H201ZM11 142H12V141L9 140V143H11ZM16 142H17V141H16ZM25 142H26V140H25ZM30 142H31V141H30ZM48 142H49V141H48ZM55 142H56V141H55ZM65 142H66V143H65ZM73 142H74V141H73ZM76 142H77L78 144H77ZM87 142H89V144H88ZM111 142H112V141H111ZM120 142H121V141H120ZM138 142H140V141L138 140ZM138 142H137L136 144H138ZM183 142H184V141H183ZM191 142H193V144H194V141H191ZM195 142H196V141H195ZM49 143H50V142H49ZM100 143H101V142H99V146L101 145ZM116 143L118 144V141H117ZM0 144L4 145L5 143L3 144V142H2V143H0ZM44 144H45V143H44ZM44 144H43V145H44ZM51 144H52V142H51ZM65 144H67V145L65 146ZM74 144H75V145H74ZM85 144H87V146H86ZM141 144H143V143H141ZM190 144H192V143H189V145H190ZM196 144H197V146H198V145H200L201 143L198 144V142H196ZM2 145H1V146H2ZM10 145H11V144H10ZM17 145H18V144H17ZM49 145H50V144H49ZM55 145H56V144H55ZM91 145H92V144H91ZM106 145H107V143H106ZM113 145H114V143H113ZM118 145H119V144H118ZM132 145H133V144H132ZM189 145H187V147H189ZM194 145H195V144H194ZM5 146H6V145H4V146L2 147L3 150H4ZM14 146H15V145H14ZM61 146L59 145V149H60ZM75 146H77V150H76V147H75ZM85 146H86V147H85ZM97 146H98V145H97ZM101 146H102V145H101ZM9 147H10V146H9ZM49 147H50V146H49ZM73 147H75V148H73ZM78 147H79V149H78ZM90 147L93 148V145L90 146ZM119 147H120V146H119ZM149 147H151V146L149 145ZM253 147H254V146H253ZM256 147H258V146L256 145ZM23 148H24V147H23ZM34 148H36V147H34ZM45 148H46V147H45ZM47 148H48V147H47ZM56 148H58V147H56ZM72 148H73V149H72ZM92 148H89V151H87V150H83V152H85V153L87 152V153L90 154V153L92 152L90 149H92ZM102 148H103V147H102ZM105 148H106V147H105ZM105 148H104V149H105ZM123 148H124V147H123ZM131 148H133L134 151H135L136 149H137V151H138V148H137V147H136V149H134V146L131 147ZM131 148H130V149H131ZM151 148H152V147H151ZM192 148H193V147H191V148L189 147L188 149H191V150H192ZM199 148L201 149V147H199ZM258 148H259V147H258ZM9 149H10V148H9ZM17 149H18V148H17ZM17 149H16V150H17ZM41 149H43V150L45 151V149H44L43 146L41 147ZM49 149H50V148H49ZM70 149H72V150H71L72 153H71ZM109 149H110V148H109ZM130 149H129V148L127 149V150L129 151V152H128L125 148H124V149L121 148V150H117V157H116V156H112L113 158H111V156H110L111 159H114V157H116V159H117V158H118V155L121 156V157H119V160H120V159H121V160L118 161V162H120V164H119L115 159H114L115 161H113V163L115 162L116 164H115V163L113 164V163H112V160H111L110 158H108V159L111 160V162L107 161V163H108L110 169H108V167H107V168L104 167V164H105L106 166H108V165L106 164V162H104L105 159L103 160V158H105V157L107 158V157H108V154H107L108 152L105 154L106 156H105V155L101 156V155L97 154V156H99V157H96V158L93 157V158L96 159V160H95V159H93V160H95V161L98 162V163L95 164L96 167H95L94 165L92 166V167H95V169L99 166L98 164H101V162H99V161H100L101 159H102L101 161H103V165L101 164L103 167H102V166H101V167H98V169H97L98 171L96 170V173H97V174H99V173L101 172V173L99 174V177H100V178L97 177V176H98L97 174H96L97 176L94 175V174H93L94 171H93L92 174H93L94 176H96V177L94 178L93 175L90 174L91 171L89 172V167H88V169L85 171L86 166H84V171H85L86 174H88V175H89V174L92 175V176H91V177H92L91 180H90V177H87L88 175L85 176L84 171H83V174L81 173L82 175L80 174L81 171H80L79 169H80V167H81L82 165H75V166L73 165V166H71L73 163H72V164L69 163V166H70V167H69V166H68V163H66V164L64 163V165H67L66 168H65V166H64L63 164L60 166V168H62V166H63V170H62V172L64 171L63 174H61V175H62V177H61L62 183H65V182H66V184H67V181H68L70 178L74 179V178L76 177L75 180H74V182L76 181L75 184H74V182H70V180H69V182L72 183V184H74L73 186H76V185L79 186V185H80V186H81V187H80V188H81V191H82V193H83L84 196H85V195H86V196H89L90 194H91L90 196H94V203H96V207L99 208V206H100V207L102 206V204H101V202H100V201L102 200V203L104 204L103 206H105V208H106V209H102L103 212H104L105 210L108 209L107 212H106V211L104 212V213H106V214H105V217H104V214H103V213H100V214H101V215H100L99 213H97V211L93 210V212H94V213L96 212V213L100 216V218L102 217V219H96L95 221H97V222H96L97 225H94V226H93V228L97 226V227L94 228V229L96 230V229L99 228V230H100V232H101V233L98 232L99 235L96 236V240H95V241H96V243H97L98 240H100V241H99V242H100L99 245H101V243H104V242H105L104 240H105V238H106V239H107V242H106V243H107L108 248H109V246H111V245H113V247H114V243L108 242V241L110 240L109 237H112V239H113V241H114V238H113V236H112L113 233L110 232L111 235L109 236L110 233L108 232L109 229H110V225H109V224H111L110 222H111V218H112L109 214H110V213L112 214V212H113V213H114V212H117V211H115L116 208H117V207H116L117 204L114 203V201L117 200L116 198H118V196L116 197V195H118V193H119L118 190H117L118 192L116 193V189H118V188H116V187H119L118 185H120L117 181H115V180H116V176H113V175H114V173H115L116 170H119V171L121 170V171H122V169H120V168L123 167V166H125V164H127V163L130 164V163H129L130 160H131V163H132L133 158H132L131 155H133V157H134L135 153H132V154H131L130 152H133V151H130ZM145 149H147V148H145ZM154 149H155V145H154ZM193 149H195V147H194ZM254 149H255V148H254ZM5 150H8V148H6ZM11 150H12V149H11ZM18 150H19V149H18ZM33 150H34V149H33ZM46 150H48V149H46ZM56 150H58V149H56ZM99 150H100V149H99ZM102 150H103V149H102ZM107 150H108V149H107ZM123 150H124V151H123ZM125 150H126L127 152H125ZM131 150H132V149H131ZM252 150H253V149H252ZM259 150H260V149H259ZM23 151H24V149H23ZM73 151H74V152H73ZM90 151H91V152H90ZM93 151H94V150H93ZM121 151H123V153L119 154V152H121ZM187 151H188V150H187ZM187 151H186V152H187ZM254 151H255V150H254ZM256 151H257V153H258V149H257ZM256 151H255V152H256ZM261 151H262V150H261ZM261 151H260V153L263 152V151H262V152H261ZM3 152H4V151H3ZM6 152H7V151H6ZM6 152H5V153H6ZM18 152H19V151H18ZM18 152L16 151V154H17ZM21 152H22V151H21ZM54 152H55V151H54ZM68 152H69V155H70V156L68 155ZM135 152H136V151H135ZM184 152H185V149H184ZM190 152H192V151H190ZM7 153H12V152L9 151V152H7ZM7 153H6V154H7ZM19 153H20V152H19ZM19 153H18V154H19ZM22 153H23V152H22ZM26 153H27V152H26ZM26 153H25V154H26ZM76 153L74 154V156H78V155H76ZM87 153H86V156H87ZM96 153H97V152H96ZM96 153H95V154H96ZM112 153H114V151H113V152H112V151L109 152V154H112ZM115 153H116V151H115ZM136 153H137V152H136ZM142 153H143V152H142ZM142 153H141V154H142ZM197 153H198V152H197ZM197 153H196V154H197ZM13 154L15 155V153H14V152L12 153V157L17 158V156H14ZM20 154H21V153H20ZM27 154L29 155V153H27ZM95 154H94V155H95ZM130 154H131V155H130ZM255 154H256V153H255ZM7 155H8V154H7ZM28 155H27V156H28ZM35 155H36V153H35ZM44 155H45V154H44ZM54 155H55V153H54ZM54 155H53L54 158H53V157L51 158L52 160L49 158V155H48L47 158H45V159L43 158V160H44V161H43V165H40V164H42V163H41V161H40L39 158L36 159V158L34 157L36 160L39 159V161H40L38 167H40V166H44V168L41 167V168H43V169H42L43 171H41L40 168H38L39 170H37V169H33V172H35V171H40V173L42 172V173H44V174H45V173L50 174V171H52L53 173H51L50 175L53 174L52 176L55 177L54 179H56V178H57L56 176H57L58 174H57L56 176H54V175L56 174V173H54V172L56 171V169H57V167H58V164H57V161H56L57 159H55L56 155H55V156H54ZM94 155H93V156H94ZM114 155H115V154H114ZM257 155H258V154L253 155V157H254V156H257ZM10 156H11V155H10ZM24 156H25V155H24ZM33 156H34V155H33ZM46 156H47V155H46ZM91 156H92V155H91ZM139 156H140V155H139ZM12 157H11V158H12ZM19 157H20V156H19ZM29 157H30V156H29ZM38 157H39V156H38ZM87 157H88V159H89L90 156L88 155ZM100 157H101V158H100ZM130 157H131L132 159H131ZM141 157L143 158V156H141ZM197 157H198V156H197ZM257 157H260V156H257ZM257 157H256V158H257ZM1 158L3 159V157H1ZM1 158H0V160H1ZM32 158H33V157H32ZM34 158H33V159H34ZM78 158H79V157H78ZM98 158H100V159H98ZM189 158H190V155H189ZM22 159H23V158H22ZM35 159H34V160H35ZM41 159H42V158H41ZM54 159H55V160H54ZM75 159H77V158L75 157L73 160H75ZM80 159H81V158H80ZM80 159H79V160H80ZM90 159H91V157H90ZM90 159H89V160H90ZM3 160L5 161V159H3ZM8 160H9V159H8ZM8 160H6V162H8ZM34 160H32V161H34ZM36 160H35V161H36ZM134 160L136 161V160H138V159H137V158H136V159L134 158ZM134 160H133V161H134ZM142 160H143V159H142ZM187 160H188V158H187ZM200 160H201V159H200ZM263 160H264V159H263ZM4 161H3V162H4ZM13 161H14V160H13ZM48 161H49V162H48ZM59 161H60V160H59ZM83 161H84V160H83ZM135 161H134V163H135ZM257 161H258V160H257ZM10 162H12V161H10ZM19 162H20V161H19ZM25 162H26V161H24L22 164L20 163V166L17 165L18 169H19L20 167H22V168H21L22 170L20 169L21 171H23L24 168H25V171H27V172H29V173H32L31 171L28 170V166H26V165H28L29 163L26 164V165H24ZM37 162H38V161H37ZM37 162H34V163H37ZM51 162H52L53 164H52ZM64 162H65V161H64ZM74 162L76 163V162H78V161H74ZM93 162H94V161H93ZM121 162H122V163H121ZM123 162H124V164H123ZM199 162H200V161H199ZM0 163H1V162H0ZM8 163H9V162H8ZM50 163H51V164H50ZM75 163H74V164H75ZM88 163H90V162H88ZM110 163H111V164H110ZM138 163H139V162H138ZM183 163H184V162H182V164H183ZM259 163H260V161H259ZM3 164H4V163H3ZM3 164H2V165H3ZM48 164H49V166H47ZM77 164H79V163H77ZM86 164H87V163H86ZM118 164H119V165H118ZM121 164H123V165H121ZM128 164H127V166H128ZM182 164H181V165H182ZM184 164H185V163H184ZM256 164H258V162H257ZM8 165H10V163H9ZM12 165H13L14 169L17 168V167L15 166V164L12 163ZM21 165H23V166H21ZM31 165H32V164H31ZM31 165H30L29 167H33V168L36 167L35 165H33V166H31ZM50 165H51V166H50ZM52 165H53V166H52ZM56 165H57V166H56ZM130 165H132V164H130ZM135 165H136V164H135ZM135 165H133V166H135ZM186 165H187V164H186ZM34 166H35V167H34ZM54 166H55V171H54V169H52ZM78 166H79V168H78ZM87 166H88V164H87ZM0 167H1V165H0ZM4 167H5V165H4ZM23 167H24V168H23ZM26 167H27V168H26ZM68 167H69V168H68ZM72 167H73V168H72ZM76 167H77L78 169H77ZM111 167L113 168L114 171L112 170ZM118 167H119V168H118ZM128 167H129V166H128ZM128 167H126V166H125V168L123 167V170H124V169H127ZM152 167H153V166H152ZM45 168H46V169H45ZM64 168H65L66 170H64ZM70 168H71V169H70ZM99 168H100V169H99ZM104 168H105L106 170H104ZM117 168H118V169H117ZM130 168H132V170H135V169H133L132 166L129 167L128 169L130 170ZM18 169H16V171H18ZM50 169H51V170H50ZM58 169H59V168H58ZM58 169H57V170H58ZM76 169H77L78 171H80V172H78ZM81 169L83 170V167H82ZM91 169H92V168H91ZM91 169H90V170H91ZM93 169H94V168H93ZM95 169H94V170H95ZM102 169L105 171V174H106V172H107V175L102 174V173H103V170H102ZM107 169H108L109 171H107ZM128 169L126 170L125 174L128 173ZM136 169H137V168H136ZM262 169H263V168H262ZM0 170H2L0 173L3 175V176H2V175L0 174V175H1L0 179H2V180H0V181H1L0 184L2 185V186L0 185V186H1V187H0V189H1V192H0V193L3 194V195L0 194V195H1V197H0V198H1V201H0V264H62V263H63L62 258H63V255H65V254H63V251H64V246L67 244L66 242H68V244H69V240L73 237V235H75V234H77V233L80 234V233L78 232V231H79V228H76V227H75L76 223H77V224H80V223H79L80 221L78 222V214H80V211H79V213H78V211H77L78 214L76 213L77 215H75V213L72 212L73 210H71L72 215H74V216H70V218L72 217V219L74 218V220H71V221H70V220H68V219L66 218V217H68V216H66L65 214H63V209L61 210V213H62L64 216H62L61 213H60V214H59V213L57 214V213H56V210H57V212H58V210L60 209V207H65V206H68L67 208H68L69 210L72 209V207H70V206H73V209H74V206H75V205H76L75 208L78 209V208H77V204H80V203H79V201L77 202V200L79 199V197L82 196L81 198L83 199V202H84V201L86 200V196L84 197V198H85V199H84V198H83V195H80V196L78 195V197L75 198V197H72V196L69 197V195H68V196H65V195H67L66 192H58V193L56 192V193H54L53 190H52V185H54V184H52V185L49 184V186H47V188H48V187H51V188H48V189H47L46 186H45V189L47 190V192L49 191V192L46 194V193H44L46 190L43 192V189H44V188H43V187H44L43 182H44V183H46V182L43 181V180H41L39 177H38V179H40V180H38V179H32V178H36V177H32V174H31V176L28 177V178H29L28 180H30L29 183L32 184V185H31L32 188H31V187L28 188V185H26L25 187L23 186V187H24L25 189L27 188L28 190L30 189V193H31L32 191H35V192L32 193L33 195H30V194L27 195L28 193L24 194V192H28V190H26V191H22V189H20V188L16 189V187H18V185H19V186H22V185H23V181H20V180L23 179V177H22L23 175H22V176L20 175V177H21V179H20L19 176H18V177H19V178H18V177H16V175H12V173H11V177H12V179H11V178L9 179L8 177H9V175H10V174H9L10 172L8 171V169H5V168L2 169V168H1ZM20 170H19L18 172H19L20 174H23ZM31 170H32V169H31ZM44 170H45V171H44ZM71 170H72V171H71ZM73 170H74V172H73ZM132 170H130V173H131ZM153 170H154V169H153ZM4 171L9 172V173H8L9 175L7 174V175H8V176H7V175H6V172H4ZM48 171H49V172H48ZM75 171L78 172V174H80V177L83 176V175L85 176V178H82V177H81V179H80V177H78V178H79V183H78V180H76L78 174H77ZM112 171H113V172H112ZM119 171H116V172H117V174H116L117 176L120 175L121 178L126 177L127 174L125 175V174H123L124 172L122 173V172H119ZM190 171H191V170H190ZM18 172H17V173H18ZM109 172H110V173H109ZM118 172H119L120 174H118ZM198 172H199V171H198ZM14 173H15V171H14ZM40 173H39V174H40ZM42 173H41V174H42ZM68 173H69V174H72V173H73V174L71 175L70 178H69L70 175H69ZM121 173L123 174V176L121 175ZM132 173H133V172H132ZM74 174H77V175L74 177ZM101 174H102L103 176H105V177L103 178V176H102ZM110 174H111V175H110ZM136 174H137V173H136ZM260 174H261V171H260L259 175H260ZM5 175H6V176H5ZM108 175H109V176H108ZM124 175H125V176H124ZM153 175H154V174H153ZM156 175L158 176L157 173H156ZM159 175H161V174H159ZM168 175H169V174H168ZM263 175H264V171H263L262 176H263ZM14 176H15V177H14ZM59 176H60V175H59ZM112 176H113V177H112ZM162 176L164 177L163 174H162ZM166 176H167V174L165 175V177H166ZM169 176H170V175H169ZM171 176H172V175H171ZM197 176H198V175H197ZM257 176H258V175H257ZM4 177H5V179H4ZM66 177H67V178H66ZM111 177H112V178H111ZM195 177H196V175H195ZM263 177H264V176H263ZM13 178L15 179V181H16V178H18L19 180H17L16 183H15V181H13V183H12L11 180H14ZM24 178H25V177H24ZM30 178H31V179H30ZM62 178H64V179L66 178V180H67L68 178H69V179H68L67 181L64 182V179H62ZM93 178H94V179H93ZM108 178H109V180H108ZM6 179H9L8 182H7ZM43 179H45V177H43ZM46 179H47V178H46ZM82 179H83L84 182L82 181ZM84 179H85L86 181H85ZM92 179H93V180H96V179H99V180H100V179H101V180L96 184V187H95V188H94V187H90V189H91L93 192H91L90 189H86V187H84V189H83V186H84L85 184H86L85 186H87V183H90V182H88V181H91V183H92V181H93ZM114 179H115V180H114ZM138 179H139V178H138ZM161 179H162V177H161ZM163 179H164V178H163ZM244 179H245V178H244ZM3 180H4V181H3ZM28 180H27V181H28ZM48 180H49V179H48ZM56 180H57V182H59V179H56ZM87 180H88V181H87ZM104 180H105V181H104ZM124 180H125V179H123V182H125ZM164 180H165V179H164ZM171 180H172V178H171ZM171 180H170V181H171ZM176 180H178V179H175V181H176ZM198 180H199V179H198ZM2 181H3V182L6 181V182L3 184ZM18 181H20V183H19ZM27 181H26V182H27ZM102 181H103L104 183H102ZM113 181H114V182H113ZM120 181H121V180H120ZM135 181H137V180L135 179ZM139 181H140V180H139ZM141 181H142V180H141ZM170 181H169V182H170ZM172 181H173V180H172ZM248 181H250V180H248ZM80 182H81V183H80ZM86 182H87V183H86ZM115 182H116V184H115ZM162 182H163V181H162ZM165 182H166V181H165ZM6 183H7V184H6ZM10 183H11V184H10ZM21 183H22V185H21ZM60 183H61V182H60ZM166 183H168V182H166ZM166 183H165V184H166ZM170 183H172V185H174L173 182H170ZM259 183H260V182H258V184H259ZM262 183H264V182L262 181ZM5 184H6V186L4 187ZM17 184H18V185H17ZM46 184H48V183H46ZM57 184H58V183H57ZM57 184L54 185L53 188H54L55 186H56L55 188H57ZM66 184H63V185H62V184H58V185H60V187H61V186L66 187V186H67L66 189H68L69 185H66ZM83 184H84V185H83ZM245 184H246V183H245ZM8 185H10V186H8ZM12 185H13V186H12ZM16 185H17V186H16ZM50 185H51V186H50ZM70 185H71V184H70ZM82 185H83V186H82ZM121 185H123V183H122ZM121 185H120V186H121ZM124 185H126V184H124ZM177 185H178V184H177ZM249 185H250V184H249ZM249 185H248V186H249ZM252 185H253V184H252ZM260 185H262V184H259V187H260ZM14 186H15V189L17 190V192H18L19 190L22 191V192H20V193H23L22 196L19 195V197H23L21 200L18 199L19 197H17V198H16V197H15V198H12V196H11L12 193H11V191L9 190V187H10V188H11V187L13 188ZM77 186H76V187H77ZM126 186H127V185H126ZM131 186H133V185H131ZM156 186H157V185H156ZM158 186H159V185H158ZM163 186H164V185H163ZM167 186H168V185H167ZM175 186H176V185H175ZM180 186H181V185H180ZM7 187H8V188H7ZM128 187H129V186H128ZM177 187H178V186H177ZM2 188H4V189L2 190ZM55 188H54V191L56 190ZM70 188H71V187H70ZM121 188H123V187H121ZM135 188H136V187H135ZM143 188H144V187H143ZM167 188H169V187H167ZM167 188H166V189H167ZM170 188H171V187H170ZM170 188H169V189H170ZM255 188H256V187H255ZM6 189H7V190H6ZM32 189H33V190H32ZM57 189H58V188H57ZM62 189H64V188H62ZM72 189H73V187H72ZM132 189H133V188H132ZM132 189H131V190H132ZM136 189H137V188H136ZM163 189H165V188H163ZM172 189H174L173 186H172ZM257 189H258V188H257ZM4 190L7 191V192L10 191V192H8L9 195H10V196H9L10 198H7V199L4 198V196L6 197V195H8V194H5V195H4V193H3ZM16 190H15V191H16ZM31 190H32V191H31ZM50 190H52V191H50ZM58 190H59V189H58ZM68 190H71V189H68ZM84 190H85V191H84ZM122 190H123V189H122ZM146 190H147V189H146ZM120 191H121V189H120ZM147 191H148V190H147ZM166 191H167V190H166ZM70 192H71V191H70ZM70 192H69V194H72V193H70ZM89 192H91V193H89ZM125 192H126V191H125ZM149 192H150V191H149ZM244 192H245V191H244ZM246 192H247V191H246ZM10 193H11V194H10ZM84 193H85V194H84ZM122 193H123V191H122ZM144 193H145V192H144ZM163 193H164V192H163ZM166 193H167V192H166ZM18 194H19V193H18ZM151 194H152V193H151ZM151 194H150V195H151ZM24 195H25V196H24ZM121 195H122V194H121ZM152 195H153V194H152ZM16 196H17V194H16ZM64 196H65L66 198L69 197V199H67V200H68V203H69L70 200H71L70 202H73L74 199H76V201H74V202H76V203H74V205H73V203H72V204H68V203L65 201V203H57V204H59V206L55 203V204H56V206L54 205V207L56 208V210H55V208H54L53 205H52V204H54V203H52V202L55 201L56 197H61V198H62V197H64ZM124 196H125V195H124ZM132 196L135 198L134 195H132ZM177 196H178V195H177ZM54 197H55V199H54ZM65 197H64L63 200H66ZM239 197H240V196H239ZM2 198L5 199V201L2 200ZM77 198H78V199H77ZM90 198H91V199H90ZM90 198H89L90 200L93 199L92 197H90ZM120 198H122V197L120 196ZM150 198H151V197H150ZM10 199H11V200H10ZM95 199H96V200L98 199V200L96 201ZM99 199H100V200H99ZM122 199H124V197H123ZM138 199H139V198H138ZM141 199H142V198H141ZM167 199H168V198H167ZM239 199H240V198H239ZM87 200H88V199H87ZM87 200H86V201H87ZM90 200H89V201H90ZM118 200H119V199H118ZM120 200H121V199H120ZM125 200H126V199H125ZM132 200H133V199H132ZM241 200H242V198H241ZM170 201H171V200H170ZM55 202H57V201H55ZM58 202H60V201H58ZM83 202H82V203H83ZM92 202H93V201H92ZM92 202H91V204H92ZM98 202H99L100 205H98ZM117 202H119V201H117ZM66 203H67L68 205H66ZM82 203H81V204H82ZM84 203H85V202H84ZM84 203H83V204H84ZM125 203H126V202H125ZM125 203H124V204H125ZM134 203H135V202H134ZM137 203H138V202H137ZM60 204H61L62 206H61ZM63 204H64V205H63ZM86 204H87V203H86ZM118 204L120 205V203H118ZM124 204H123V206H124ZM239 204H243V202L240 203V201H239ZM254 204H255V203H254ZM260 204H262V203H260ZM260 204H259V205H260ZM97 205H98V206H97ZM115 205H116V206H115ZM136 205H137V204H136ZM138 205H140V203H139ZM138 205H137L136 207H138ZM236 205H237V203L235 204V206H236ZM78 206H79V205H78ZM84 206H85V205H84ZM90 206H91V205H89L88 207H90ZM103 206H102L101 208H103ZM128 206H129V205H128ZM195 206H196V205H195ZM232 206L234 207V205H232ZM251 206H253V205L251 204ZM260 206H261V205H260ZM57 207H58V208H57ZM69 207H70V208H69ZM119 207H121V206H119ZM124 207H125V206H124ZM132 207H134V206L132 205ZM237 207H238V206H236V208H237ZM248 207H250V206H248ZM263 207H264V206H263ZM65 208H66V207H65ZM80 208H82V207L80 206ZM90 208H91V207H90ZM140 208H141V207H140ZM250 208H251V207H250ZM250 208H249V209H250ZM255 208H256V207H255ZM261 208H262V207H261ZM87 209H88V208H86V210H87ZM91 209H95V208H91ZM96 209H97V208H96ZM133 209H134V208H133ZM133 209H132V211H133ZM147 209H148V208H147ZM229 209H231V208H229ZM234 209H235V207H234L232 210H234ZM249 209H248V210H249ZM262 209H263V208H262ZM65 210H66V209H65ZM79 210H80V209H79ZM83 210H84V208H83ZM100 210H101V209H100ZM100 210L98 209V211H100ZM102 210H101V211H102ZM143 210H144V209H143ZM232 210H231V211H232ZM236 210H237V209H236ZM245 210H246V209H245ZM84 211H85V210H84ZM101 211H100V212H101ZM119 211H120V210H119ZM231 211H230V212H231ZM252 211H254V212H252ZM259 211H260V213H262V210L259 209ZM82 212H83V211H82ZM122 212H123V211H122ZM233 212H234V215L232 214V216H235V215H236L238 212H240V211H238V212H237V211H232L231 213H233ZM249 212H250V211H249ZM249 212H247V213L243 212V213H244V215H245V214H248ZM251 212H252V213H249L250 215L248 214L247 216H254V215H256V214L258 213V212L256 211V209H255V210H251ZM88 213H89V212H88ZM90 213H91V212H90ZM94 213H92V214H94ZM145 213H146V212H145ZM150 213H153V212H150ZM240 213L243 214L242 211H241ZM240 213H239V215H240ZM253 213H256V214H253ZM263 213H264V212H263ZM92 214H91V215H92ZM97 214H96V215H97ZM107 214H108V215H107ZM114 214H115V213H114ZM116 214H117V213H116ZM130 214H131V213H130ZM135 214L137 215L136 212H135ZM135 214H134V215H135ZM167 214H168V213H167ZM205 214H206V213H205ZM209 214H210V213H209ZM229 214H230V213H229ZM258 214H259V213H258ZM87 215H89V214H87ZM87 215H86V216H87ZM94 215H95V214H94ZM106 215H107V216H106ZM125 215H126V214H125ZM131 215H132V214H131ZM144 215H145V214H144ZM144 215H143V216H144ZM65 216H66V217H65ZM75 216H76L77 218H76ZM80 216H81V215H80ZM109 216H110V218H109ZM139 216H140V214H139ZM146 216H147V215H146ZM185 216H186V215H185ZM218 216H219V215H218ZM232 216L229 217V219L231 218L230 221H227V225H228V226H226V224H225L224 226H226V227H223V228H225V229L228 230V232H227V230H225V229L223 230V231H225V232L222 231V232H223L224 234H226V235H227V234L230 235V233H234V231H233V232H231V231H232V229H235V227H233V226H234L233 222L236 221L235 219H236L237 217H238L239 221H240V218L243 217V218H242V220H243L242 223H244V220L247 219V218H246V215H245V216L242 215V216L240 217V216H238V214H237V215H236L237 217H235V219H234V217H232ZM256 216H258V215H256ZM256 216L253 217V219H252V217H250V218L252 219V223H250V222H251V221H250V222H249V223H250L249 225L253 224V222H254V224H255V221H253V220H255V219L257 218ZM92 217H93V216H91V218H92ZM94 217H95V216H94ZM120 217H121V216H120ZM136 217H137V216H136ZM140 217H141V216H140ZM220 217H221V216H220ZM79 218H80V217H79ZM83 218H85V217H82V219H81V222H82V223L86 221V220H83ZM91 218H90V219H91ZM96 218H97V217H96ZM107 218H108V219H107ZM144 218H145V217H144ZM215 218H216V217H215ZM215 218H214V219H215ZM218 218H219V217H218ZM227 218H228V217H227ZM76 219H77V221H76ZM94 219H95V218H94ZM109 219H110V220H109ZM141 219H142V218H141ZM229 219H228V220H229ZM232 219H233V220H232ZM248 219H249V218H248ZM82 220H83V221H82ZM98 220H100L101 222L98 221ZM105 220H106V221H105ZM119 220H120V219H119ZM138 220H139V219H138ZM206 220H207V219H206ZM209 220H210V219H209ZM217 220H218V219H217ZM231 220H232V221H231ZM242 220H241V221H242ZM249 220H250V219H249ZM257 220H259V219H257ZM257 220H256V222H257ZM73 221H74V222H73ZM91 221H93V218H92ZM95 221H94V224H95ZM102 221H103V222H102ZM116 221H117V220H116ZM131 221H132V220H131ZM189 221H190V220H189ZM219 221H221V219H220ZM237 221H238V220H237ZM237 221H236V223H235V226H236V225L238 226V224H239V221H238V223H237ZM259 221H261V220H259ZM71 222H73V223H71ZM98 222H99V223H98ZM171 222H172V221H171ZM217 222H218V221H217ZM217 222H216V223H217ZM228 222H229V223L231 222L230 224H232L233 226L230 225ZM100 223H101V224H100ZM102 223H104L105 225H103V226L101 227L100 225H102ZM106 223H109V224H106ZM121 223H122V222H121ZM139 223H140V222H139ZM190 223H191V222H190ZM224 223H225V222H224ZM240 223H241V222H240ZM259 223H260V222H259ZM90 224L93 225L92 223H90ZM99 224H100V225H99ZM112 224H113V223H112ZM112 224H111V225H112ZM211 224H212V223H211ZM244 224H245V223H244ZM80 225H81V224H80ZM91 225H89V224H88V225H87V224H86V225H83V224H82L81 227H85V226H87L88 228H90ZM107 225H109V226H107ZM113 225H114V224H113ZM124 225H125V224H124ZM126 225H127V224H126ZM151 225H152V224H151ZM187 225H188V223H187ZM190 225H191V224H190ZM229 225L232 226V227H230ZM242 225H243V224H242ZM247 225H248V223H247ZM98 226H100V227H98ZM105 226H106V227H105ZM133 226H134V224H133ZM145 226H146V225H145ZM214 226H216V225H214ZM237 226H236V227H237ZM253 226H254V225H252V228H253ZM263 226H264V225H263ZM87 227H85L86 230H85V228H82V231H80V232H82V233L84 234V235H83V236H84L83 238H87V237H88V238H87L86 240H84V239L81 237V239L84 240V241H86L85 244H83V245H86V243H87V244L89 243L88 239H90V238L92 237L91 239H93V247L95 246V248H93V250H94V249H96V247H97V248L99 247V245H98V246L94 245V244H96V243H94V239H95V237H93V235L95 236V233H96V235H97V231H94L93 228H91L92 230H91V229H88ZM114 227L116 228V224H115ZM122 227H123V226H122ZM193 227H194V226H192L191 229H193ZM239 227H240V226H239ZM244 227H245V226H244ZM244 227L242 226L240 229H242L241 231H244V232H245L246 227H245V228H244ZM250 227H251V226H250ZM254 227H255V226H254ZM256 227H257V225H256ZM74 228H76V230H75ZM103 228H104V229H103ZM105 228H106V229H105ZM107 228H108V231H107ZM125 228H126V227H125ZM185 228H186V227H185ZM194 228H195V227H194ZM258 228H259V227H258ZM261 228L263 229L262 226L260 227V229H261ZM77 229H78V231H77ZM111 229H112V227H111ZM129 229H130V228H129ZM140 229H141V228H140ZM213 229H214V228H213ZM219 229H220V227H219ZM247 229L249 230V227H247ZM89 230H91V234H93V233H94V234H93V235L89 234ZM105 230H106L107 232H106ZM116 230H117V229H116ZM126 230H127V229H126ZM195 230H196V229H195ZM195 230H194V231H195ZM230 230H231V231H230ZM263 230H264V229H263ZM263 230H262V231H263ZM83 231H84V232H83ZM92 231H94V232H92ZM104 231H105V232H104ZM110 231H111V230H110ZM117 231H118V230H117ZM142 231H145V230L142 229V230L140 231V233H141ZM147 231H148V229H147ZM198 231H199V230H198ZM258 231H259V230H258ZM86 232H87V233H86ZM119 232H120V231H119ZM138 232H139V231L135 232L134 234H136V233H138ZM150 232H151V231H150ZM153 232H154V231H153ZM180 232H181V230H180ZM201 232H202V231H201ZM247 232H248V231H247ZM102 233H103L104 236L106 235L105 238H104L103 235H101ZM104 233H105V234H104ZM107 233H108V236H107ZM121 233H122V232H121ZM142 233H143V232H142ZM223 233H222V235H224ZM86 234H87V236H86ZM134 234H133V235H134ZM151 234H152V233H151ZM151 234H146V235H151ZM218 234H219V233H218ZM218 234H217V235H218ZM220 234H221V233H220ZM257 234H258V233H257ZM90 235H91V236H90ZM125 235H126V234H125ZM133 235L131 234L130 236H133ZM137 235H138V234H136V236H137ZM140 235H142V234H140ZM161 235H162V234H161ZM161 235H160V236H161ZM172 235H173V233H172ZM184 235H185V234H184ZM226 235H224L225 238H228V236H226ZM231 235H232V234H231ZM241 235H242V234H241ZM247 235H249V234H247ZM79 236H80V235H79ZM114 236H115V235H114ZM128 236H129V235H128ZM162 236H163V235H162ZM174 236H175V233H174ZM174 236H173V237H174ZM218 236H219V235H218ZM242 236H245V234L243 233ZM75 237H76V236H75ZM89 237H90V238H89ZM97 237H99V238H97ZM100 237H101V238H100ZM107 237H108V238H107ZM193 237H194V235H193ZM231 237L233 238L234 235H232ZM245 237H246V236H245ZM248 237L250 238V236H248ZM248 237H247V238H248ZM253 237H254V235H253ZM253 237H252V238H253ZM255 237H256V234H255ZM73 238H74V237H73ZM140 238H141V237H140ZM171 238H172V237H171ZM180 238H181V237H180ZM195 238H196V237H195ZM220 238H222V237H220ZM223 238H224V237H223ZM225 238H224V240H227V239H225ZM237 238H238V237H237ZM247 238H242V239H243V241H244V239H245V240L248 242ZM74 239H76V238H74ZM74 239H73V242H74ZM77 239H78V237H77ZM102 239H103V240H102ZM108 239H109V240H108ZM130 239H131V238H130ZM135 239H136V238H135ZM138 239H139V238H138ZM203 239H204V238H203ZM235 239H236V236H235ZM254 239H255V238H254ZM126 240H127V239H126ZM143 240H145V239H143ZM158 240H159V239H158ZM195 240H196V239H195ZM228 240H231V239H228ZM228 240H227V241H228ZM236 240H237V239H236ZM238 240L241 241L239 238H238ZM238 240H237V241H238ZM250 240L252 241L253 239L250 238ZM250 240H249V242H251ZM78 241H80V240H78ZM101 241H103V242H101ZM145 241H146V240H145ZM153 241H154V240H153ZM184 241H185V240H184ZM221 241H223V240L221 239ZM237 241H234V240L232 239V240L230 241V244L228 243V244L230 245V248L228 247L227 252H228L229 249H232L233 246H234V249H233V250L236 249V251H237L238 246L236 247V243H235V245H233V244L231 243V242L234 243V242H237ZM257 241H258V240H257ZM257 241H256V242H257ZM90 242L92 243V240H90ZM114 242H116V241H114ZM129 242H130V241H129ZM129 242H127V243H129ZM141 242H142V241H141ZM161 242H162V241H161ZM200 242H201V241H200ZM247 242H246V244H247ZM249 242H248V243H249ZM256 242H255V245H256V244H259V246H261V249H259V250H260V251H259V250H258V247H259V246L257 247L256 250H258L259 252H257V253H258V256H256V254H255L256 251H254V250H255V247H254L255 245L253 246L254 248H252V246H251L252 243H250V244H251V245H250L251 247L248 245V246L250 247L249 250L251 251V249H254V250H252V251H254V252H252V251H251V253L248 252V254H251L250 257H252L253 254H254L257 258L260 257V256H262V255L264 256V243L262 244L261 241H260V242L258 241L259 243H256ZM74 243L76 244V243H77V240H75ZM74 243H73V245H75ZM78 243L80 244V243H82V242H78ZM78 243H77L76 245L80 246ZM91 243H90V244H91ZM108 243H110V245H108ZM136 243H137V242H136ZM162 243H163V242H162ZM204 243H205V242H204ZM238 243H239V242H238ZM241 243H242V242H241ZM97 244H98V243H97ZM132 244H133V243H132ZM132 244H131V245H132ZM216 244H218V243H215V245H216ZM219 244H220V243H219ZM224 244H227V243H224ZM231 244L233 245L232 247H231ZM239 244H240V243H239ZM246 244H244V245L246 246ZM260 244H262V245H260ZM83 245H82L81 247H83ZM148 245H149V244H148ZM160 245H161V244H160ZM181 245H182V244H181ZM206 245H207V244H206ZM244 245H243V247H244ZM90 246H91V245H90ZM105 246H106V244H105ZM107 246H106V247H107ZM115 246H116V244H115ZM122 246H123V245H122ZM122 246H121V248H117V246H116V248H114L113 251H112L110 248H109V249H108V248L106 249V251H107V250H108V251L111 250V253L107 252V254H106V257H107L106 260H107V261L109 260V261H108L109 263L107 262L108 264L115 263L116 261H118V262H117V264H118V263L120 262L121 258H122V260L124 259V262H126V258H127V264H129L128 262H132L133 264H135V261H136V260L141 259V258H139L138 254H137L136 257H138L139 259L137 258L136 260H135L136 257L134 258V257H132L131 255H129V257H128V254L130 253V250H128V251H129V252H128L127 250L125 251V249H123V253H122V250H121L120 253H118V252H117V249H119V250L122 249ZM138 246H139V245H138ZM142 246H143V245H142ZM155 246H156V245H155ZM208 246H209V245H208ZM217 246H219V245H217ZM240 246L242 247L241 244H240ZM248 246H246V247H248ZM256 246H257V245H256ZM86 247H87V245H86ZM106 247H104V248H106ZM128 247H129V246H128ZM131 247H132V246H131ZM149 247H150V246H149ZM171 247H172V245H171ZM179 247H180V246H179ZM179 247H178V249H179ZM193 247H194V246H193ZM193 247H192V248H193ZM235 247H236V248H235ZM66 248H67V247H66ZM69 248H70V247H68V250H70ZM123 248H125V247L123 246ZM138 248H139V247H138ZM173 248H174V247H173ZM181 248H182V247H181ZM207 248H208V247H207ZM216 248H217V247H216ZM88 249H89V248H88ZM126 249H127V248H126ZM141 249H142V248H141ZM141 249H139V250H141ZM151 249H152V248H151ZM159 249H160V247H159ZM171 249H172V248H171ZM68 250H67V251H68ZM71 250H73V249H71ZM84 250H86V249H84V247H83V251H84ZM102 250H103V249H102ZM131 250H132V249H131ZM155 250H156V249H155ZM157 250H158V248H157ZM166 250H168V249H166ZM172 250H174V249H172ZM176 250H177V249H176ZM179 250H180V249H179ZM205 250H208V249H205ZM239 250H241V249H239ZM239 250H238V251H239ZM242 250H243V248H242ZM75 251H76V250H75ZM77 251H78V250H77ZM83 251L81 250L80 252H78V253H79L78 256H79L81 253H83ZM94 251H95V250H94ZM96 251L98 252V250H96ZM164 251H165V250H164ZM168 251H169V250H168ZM170 251H171V250H170ZM170 251L168 252V254H169V255H173L174 253L172 252L173 254H172V253L170 254ZM211 251H213V250H211ZM214 251H215V250H214ZM214 251H213V252H214ZM218 251H219V249H218ZM225 251H226V250H225ZM229 251H232V250H229ZM86 252H87V255H89V254H88V251H86ZM86 252L84 251L85 255H86ZM90 252H91V251H89V253H90ZM102 252H103V251H102ZM116 252H117V253H116ZM125 252H126V253H125ZM136 252H137V251H136ZM177 252H178V251H177ZM195 252H196V251H195ZM198 252H200V251H198ZM208 252H210V251H208ZM232 252L235 253V251H232ZM232 252H230V253H232ZM67 253L70 254L69 252H67ZM67 253H66V254H67ZM72 253H73V252H72ZM72 253H71V254H72ZM91 253H92V252H91ZM95 253H96V252H95ZM108 253L110 254L109 256H108ZM113 253L118 254V258H119V260H116L117 258H115V260L111 262V260H110V256H112V255H116V254H113ZM121 253H122V256H123V257H120L119 254H121ZM140 253H141V251H140ZM191 253H192V252H191ZM205 253H206V252H204L203 254H205ZM240 253H241V252H240ZM245 253H247L246 250H245L244 254H245ZM102 254H103V255L105 254V250H104V252H103ZM111 254H112V255H111ZM124 254H125V255H124ZM142 254H145L144 251H142ZM168 254H167V260L169 259V258H168ZM177 254H178V253H177ZM198 254H199V253H198ZM222 254H223V253H222ZM224 254H225V253H224ZM226 254H227V253H226ZM237 254H238V253H237ZM242 254H243V253H242ZM248 254H246V255H244V256H247ZM74 255H77V252H74ZM83 255H84V254H83ZM83 255L81 254V256H80L81 259L83 258L82 260H84V258L86 259V257H87V256L84 257ZM95 255H96V254H95ZM97 255H98V253H97ZM132 255H133V254H132ZM135 255H136V254H135ZM135 255H133V256H135ZM140 255H141V254H140ZM160 255H161V254H160ZM181 255H182V254H181ZM209 255H210V254L206 253L205 256H202V253H201V256H202V257L205 258V257L207 256V257L205 258L206 260L208 259L206 263L203 262V261H206V260L202 259V257L199 255L200 257H196L195 260H193L191 264H194V263H195V264H198V262H199V264H203V263L208 264L209 258H210V256H212V253H211L210 256H209ZM227 255L229 256V254H227ZM238 255H239V254H238ZM254 255H253V256H254ZM72 256H73V255H70V257H71L72 259H73V258H74V259H73V260L71 259V261H72V263H74L73 261L75 260L76 256H75V257H74V256L72 257ZM78 256H77V258H78ZM93 256H94V255H93ZM100 256H101V255H100ZM100 256H99V257H100ZM104 256H105V255H104ZM104 256H103V257H104ZM116 256H117V255H116ZM126 256H127V257H126ZM149 256H150V255H149ZM153 256H154V255H153ZM155 256H156V255H155ZM187 256H188V255H187ZM214 256H215V255H214ZM233 256H234V254H233ZM66 257H67V256H66ZM66 257H65V258H66ZM70 257H69V258H70ZM99 257H98V258H99ZM101 257H102V256H101ZM113 257H115V256H112V258H113ZM131 257H132V258H131ZM150 257H151V256H150ZM150 257H148V258H150ZM157 257H158V256H157ZM157 257H156V258H157ZM159 257H160V256H159ZM169 257H170V256H169ZM171 257H172V256H171ZM178 257H179V256H177V260H174L172 263H170L169 260H168V261L165 260V263H166V264H184L185 262H183V260H182V261L179 260ZM181 257H182V256H181ZM208 257H209V258H208ZM212 257H213V256H212ZM234 257H235V256H234ZM237 257H238V256H237ZM239 257H240V256H239ZM247 257H248V256H247ZM256 257H254V259H255ZM67 258H68V257H67ZM69 258H68V259H69ZM80 258H79V260H81ZM87 258H88V259H91L92 257H91V258H90V257H87ZM128 258H131L132 261H131V259L128 261ZM133 258H134V261H133ZM151 258H153V257H151ZM151 258H150V260H151V264H154V263H155V264H160V263L158 262L159 260H155V259H151ZM154 258H155V257H154ZM226 258H227V257H226ZM243 258H244V257H243ZM68 259H66V260H68ZM88 259H87V260H88ZM94 259H95V258H94ZM102 259H104V258H102ZM113 259H114V258H113ZM143 259H144V258H143ZM159 259H160V258H159ZM173 259H174V258H173ZM201 259H202V260H201ZM220 259H221V258H220ZM238 259H240V258H238ZM92 260H93V259H92ZM122 260H121V261H122ZM141 260H142V259H141ZM153 260H154V262H152ZM71 261L69 260L68 262L70 263ZM75 261H78V259H76ZM85 261H86V260H85ZM85 261H84V263L89 264V263H88L89 261H88V262H85ZM94 261H95V260H94ZM98 261H99V259H98ZM100 261H101V259H100ZM103 261L106 262L105 260H103ZM139 261H140V260H139ZM139 261H137V262H139ZM143 261H144V262H143V264H144V263H145V260H143ZM148 261H149V259H148ZM155 261H156V262H155ZM166 261H167L168 263H167ZM184 261H186V259H185ZM194 261H196V262H194ZM201 261H202L203 263H202ZM238 261H239V260H238ZM260 261H261V260H260ZM82 262H83V261H82ZM101 262H102V261H101ZM110 262H111V263H110ZM124 262H123V263H124ZM157 262H158V263H157ZM161 262L164 263V260H161ZM188 262H189V261H188ZM210 262H211V261H210ZM220 262H221V261H220ZM251 262H253V261H251ZM75 263H76V262H75ZM77 263H79V262H77ZM96 263H97V262H96ZM96 263L94 262V264H96ZM102 263H103V262H102ZM123 263H121V264H123ZM132 263H131V264H132ZM146 263H150V261H149V262L146 261ZM165 263H164V264H165ZM186 263H187V261H186ZM186 263H185V264H186ZM239 263H240V262H239ZM239 263H238V264H239ZM242 263H243V262H242ZM259 263L261 264V262H259ZM63 264H64V263H63ZM82 264H83V263H82ZM91 264H93V261H91ZM99 264H100V263H99ZM103 264H104V263H103ZM115 264H116V263H115ZM124 264H125V263H124ZM136 264H137V263H136ZM138 264H142V262H141V263H138ZM161 264H162V263H161ZM209 264H210V263H209ZM213 264H214V263H213ZM245 264H246V263H245ZM248 264H249V262H248ZM251 264H252V263H251ZM256 264H257V263H256ZM263 264H264V263H263Z\"/></svg>",
	"mask_w": 264,
	"mask_h": 264
}]
</instances>
